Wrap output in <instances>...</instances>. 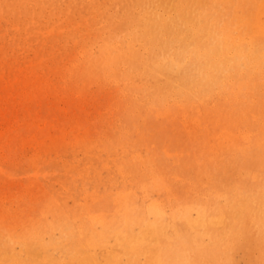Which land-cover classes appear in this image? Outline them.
Here are the masks:
<instances>
[{"label":"rangeland","instance_id":"rangeland-1","mask_svg":"<svg viewBox=\"0 0 264 264\" xmlns=\"http://www.w3.org/2000/svg\"><path fill=\"white\" fill-rule=\"evenodd\" d=\"M0 1H2L0 3V8H1L0 9V20H1L0 21V35L1 36L0 37L2 38V36L5 34L2 39L0 38V47H1L0 48V58H1L0 59L1 60L0 61L1 62L0 63V73L2 71L4 72V73L0 74V76H1V78H0L1 79L0 80V95L2 94V92H4L1 96L5 100V101L1 100L3 98L0 96V100H1L0 101V103H1L0 107L2 105V108L0 109V114H2V116L0 115V123H2V124H0V127H1L0 128V160H1L0 161V200H2V201H0V221H2V222H0V226H3V228H0V229H3L5 233L20 234V233H25L24 232L25 230L27 231V229L29 230L30 228L32 229L33 227H35L37 229L42 228L44 225L47 224V215H48L47 209H48V207L52 203L57 202L56 204L59 205V203H60L61 204L60 206L62 208H66L67 210H70L71 215H74V218H76V219L78 218L79 222L81 221L80 218H83V222H84V225L86 226V230L89 232L90 230L93 229V227H92L93 218H95L96 215H97L96 217L101 216V215H104L107 217V216H111L112 214H114V215L118 214L119 210H120V206H122V205H120V202L124 198L128 201L127 205L129 206V209H131V207H133L136 214H139L142 216L148 211V207L151 205V203L156 202V203H159L164 210H166L165 213L167 212L166 213L167 216L174 215V214L176 215L174 230H175V232L177 231L176 234L178 233L177 236L179 239H177L175 237V238L170 239V240H160L161 242H159V246L161 248H163V250L166 252V255H167L166 264H172V263L175 264L173 262V258L178 256L176 254L180 253V251H182L183 253H187V255H188L187 257H189V260L195 264H201V263L202 264H213V263L214 264H230V263H232V264H243V263L253 264L256 262V260H257V262L255 264H260V262H261V264H264V254L262 253V251L264 252V248H262V246L264 247V240H263V238H264V220H263L264 219V205H263L264 204L263 203L264 202L263 201L264 200V151H263L264 150L263 149L264 148V142H263L264 141V139H263L264 138V130H263L264 129V116H263L264 115V70H262L261 72L256 71V73L252 77L253 79L251 81V82H253V83H251V86H253V87H250V89L247 90L249 92H246L245 94L242 92H239V94L235 93L236 90H234V89L232 90L233 87L231 88L229 86L223 90L217 89V91H216V89H214L212 91L211 89L205 90V89H200L199 87L196 88L194 85V82H193L195 77L192 76L194 71H196V70L194 67V63H192V61L190 62V63H192V65L189 69V72L185 73L180 79H174L173 80L171 78L172 79L171 80L167 75H165V73L162 74L160 72L161 73L160 75H159V73H155L153 68L151 67V61L150 60H151L152 54L159 50V46L153 45L152 43L150 45V42H149L150 38L146 37L148 35L145 34L143 29H141L142 28L141 25L144 23V19L147 18V16H143V13L146 11V6L145 5L143 6V4H145V2H147L148 0H143L142 3H140L141 0H139V1L136 0V3H134V4H138V6L133 4V2H135V0H132L133 2L131 0L130 1L129 0H121L120 1L121 4L119 3V0H108V1L107 0H80V2H79V0H35L36 2L34 0H14V2H12L13 0H4V1L0 0ZM72 1H74V3H72ZM101 1H103L104 2L103 4L105 6H108V7L103 6V4H101L102 3ZM149 1H151L153 4L158 2V0H157V2H156V0H149ZM168 1L170 2V0H168ZM177 1H180V0H174V2H177ZM204 1H206L208 4H210V2L212 0H204ZM84 2L86 5H84ZM88 2H90V3H88ZM125 2H127V3H125ZM38 3H39V5H38ZM8 4H9V6H8ZM82 5H84L86 8ZM115 5H116V7H115ZM129 5H130V7H128ZM53 6L55 7V9ZM95 6H97V7H95ZM113 6L115 9L113 8ZM123 6H125V7H123ZM109 8H111L112 10ZM128 8L131 10V12ZM52 9H54V10H52ZM160 9L163 11V8L161 6H159V7L156 6L154 10H160ZM48 10H49V12H48ZM115 10H116V12H115ZM128 10H129V13L128 12L126 13V11H128ZM151 10H153L152 6H151V8L148 7L147 11L144 15H146L147 12H149ZM117 11H118V13H117ZM228 11H229V9L225 8L223 6H221V8L219 9V12H222V14H223L222 18L228 14ZM19 12H20V14H19ZM69 12L70 13L76 12L77 14L73 13L70 15ZM166 12H168V14L174 13L171 11H166ZM80 13H81V15H80ZM132 13H133V16L131 15ZM52 14H53V16H51ZM54 14H55V16H54ZM82 14L84 15L83 17H82ZM127 15H128V17H127ZM135 15H137V16H135ZM50 16H51V18H50ZM56 16H58V17H56ZM100 16H102L103 18L100 19L101 18ZM125 16H126V21L122 22V19L124 20ZM26 17H28V18H26ZM110 17H111V20L109 19ZM89 19H90V21H89ZM93 19H95V21ZM119 19L121 22L118 21ZM134 19H135V21H137L136 24H135V21H133ZM65 20L67 21V23L65 22ZM74 20H75V22H74ZM127 20L130 21V25H129V21H127ZM37 21L39 23H37ZM44 21H46V22H44ZM100 21H102V22H100ZM17 22H18V24H17ZM95 22H98V23L96 24ZM117 22H120L121 24L117 23ZM138 22H140L139 25H137ZM147 22L150 23V21H147ZM28 23H30V24H28ZM86 23L87 24L89 23V25H87ZM90 23H92V24H90ZM110 23L116 24V26L117 25L119 26V24H120V27L122 29H119L118 26L116 28H114L115 25H111ZM33 24L34 25L37 24V25L34 26ZM125 24H127V25H125ZM40 25H42V26H40ZM106 25H107V27H106ZM124 25H125V30H124ZM44 26H45V28H44ZM71 26H73V27H71ZM55 27H57V29H54ZM75 27L78 30H75L76 29ZM18 28H19V30H18ZM27 28H28V30H27ZM35 28H37V29H35ZM138 28H140V30ZM40 29H43V30H40ZM111 29H114V30H111ZM115 29H119L120 31L123 30V32L121 31V33L119 34L120 31L118 30L119 31L118 32ZM135 29H136V31H135ZM187 29H188V27H187ZM64 30L66 32H64ZM188 30H186V31H188ZM18 31H20V32H18ZM131 31H133L135 33V35L131 36L133 34V32H131ZM95 32H97V33H95ZM112 32H113V34H112ZM127 32H128V35L134 39H132L131 37L128 38ZM26 33H27V35H25ZM73 33H75V34H73ZM85 33L88 34V36ZM116 33H117V35H116ZM124 33H126V34H124ZM28 34H30V35H28ZM63 34H65V35H63ZM90 34H92V35H90ZM102 34H103V36H101ZM108 34H110V35H108ZM137 34H138V36H137ZM12 35H14V36H12ZM34 35H35V37L37 36L36 37L37 39L34 38ZM122 35H123V37H122ZM22 36L24 38H22V40L19 39ZM49 36H50V38H48ZM54 36H56V38ZM189 36H190V34H189ZM51 37H53L55 39V41ZM66 37L69 38L71 43L68 40V38H66ZM137 37H138V39H137ZM106 38H108V39L111 38V39L108 40ZM5 39H7V40H5ZM66 39H67V41H66ZM103 39H106V40H103ZM96 40H100V41H96ZM133 40H134V43H133ZM139 40H141L142 42ZM160 40L170 44L169 45L170 48H168L166 51H164L163 49L160 48V52L158 54H164L165 56L167 55V51H169L171 49H176L180 44V41H179L180 38L177 36H173V35H164L162 37V39H160ZM8 41L10 42L11 46H10ZM35 41H37V42L35 43ZM44 41H45V43H44ZM56 41L59 43V46H57L58 43H56ZM103 41L105 44L103 43ZM113 41H116V43ZM128 41H132V42L129 43ZM28 42H30L31 44ZM39 42H41V43H39ZM42 42L44 45H40V44H42ZM127 42L131 46L129 44H127ZM140 42H141V44H140ZM14 43H16V44L18 43L19 45L17 44V46H16ZM69 43L71 46L69 45ZM99 43L102 44L105 48H107V45L110 46L111 48H114L113 56H116L115 53H118L120 55V58L113 60L114 64L111 67H113L115 70L113 68H111V69H106L105 70L106 72H103L101 69V66H99L96 63L95 57L99 58L98 56H100V54L103 53L105 50V48L102 45H100ZM83 44L85 45L84 47H83ZM97 44H98V46H97ZM116 44H118V46ZM1 45H3V46H1ZM99 45H100V48H99ZM113 45L115 47H113ZM19 46H21V47H19ZM26 46H28V47H26ZM46 46H48V47H46ZM153 46L154 47L156 46L157 48L156 47L154 48ZM7 47H9L10 49H8ZM73 47H74V49H73ZM119 47H121L122 49ZM126 47H127V49L129 48L131 50V52H130V50L127 51ZM199 47H200V49H202L203 45L200 43ZM13 48H15L16 50ZM29 48H30V52H29ZM52 49H57V50H53V52H52ZM61 49H62V51H61ZM138 49L143 51V52H141V51L138 52L139 51ZM11 50H13V51H11ZM79 50H81V51H79ZM135 50H136V52H134ZM57 51L58 52L60 51V53H58ZM51 52H52V54H51ZM71 52H73V53L70 54ZM76 52H77V54H76ZM122 52H123V54H122ZM30 53H32L33 55ZM34 53H35V55H34ZM86 53H88V54H86ZM137 53H138V55H135V57H134L133 55L137 54ZM46 54H48V55H46ZM49 54L51 55V57L49 56ZM54 54H56L57 56H55ZM68 54H69V56H68ZM130 54H132V55H130ZM13 55H14V57H13ZM19 55H20V57H19ZM70 55H72V56H70ZM1 56H3V57H1ZM21 57H23V59ZM63 57L66 58L67 60L64 59ZM124 57H125V59H124ZM17 58H18V60H17ZM26 58H30V59L32 58L31 59L32 61L30 59H28V60H30V62H29L28 60H26ZM82 58H83V60H82ZM121 58H122V60H121ZM126 58H127V61H126ZM133 58H135L138 61V63H136V60L135 59L133 60ZM91 59H93V61ZM123 59L126 61V63L123 62ZM22 60H24V61H22ZM42 60H44V61H42ZM45 60H47L46 61L47 63L45 62ZM64 60H66V61H64ZM115 60H116V62H115ZM9 61H10V63H9ZM15 61H16V63H15ZM73 61L75 63H73ZM90 61H92L93 64ZM118 61H120V62H118ZM2 62H3V64H2ZM130 62H132V63L130 64ZM139 62H140V64H139ZM147 62L150 64H147ZM58 63H60V64H58ZM71 63H73V64H71ZM78 63H80V64H78ZM133 63L135 65L138 64L139 67H138V65H136L137 67L135 65L132 66ZM45 65H49L50 67L49 66L47 67ZM79 65H80V67H79ZM87 65H89V66H87ZM35 66H37V67H35ZM42 66H44L45 68ZM71 66H73V67H71ZM90 66L95 67V69L92 70V68ZM118 66H119V68H117ZM8 67H9V69H8ZM13 67H15L16 69L18 67L19 68L16 70ZM38 67L40 69H38ZM41 67L45 70H43ZM51 67H52V69H51ZM65 67H66V70L68 69L66 71V73L64 72ZM128 67H130V68H128ZM71 68H74V69L71 70ZM2 69H5V70H2ZM12 69L13 70L15 69L13 71V73L15 72L14 74L12 73ZM98 69L100 71H98ZM147 69H148V71H147ZM74 70H76L75 73H74ZM117 70H119V71H118V75L116 78L117 73H115V71H117ZM126 71H127V73H126ZM135 71H136V73H135ZM34 72L36 73L35 76H34ZM48 72H50V73L48 74ZM91 72H93V73H91ZM101 72H102V75L100 74ZM119 72H121V74H119ZM41 73H42V75H40ZM80 73H82V75L84 74L85 76L84 75L82 76ZM95 73L98 75H95ZM107 73L109 74V76L107 75ZM113 73H115L114 76H113ZM128 73H129V75L131 74V76H129ZM232 73H233V75L231 78H228L229 79L228 81H231V80L236 81L237 80L236 76H238V79H239V74H236L235 71H232ZM261 73H263V75ZM16 74H17V76H16ZM22 74H24L25 76H23ZM28 74H30V75H28ZM73 74H75V75H73ZM125 74H127V77ZM72 75L74 77H71ZM121 75H123V76H121ZM143 75L145 76V78ZM147 75H149L150 77ZM155 75H157V77ZM161 75H162V77H160ZM27 76H29V77H27ZM97 76H98V78H97ZM112 76L114 78H112ZM146 76L149 79H147ZM31 77H32V80L35 79L36 81L35 82L31 81ZM39 77H41V78L44 77V79H39ZM69 77L72 78V80ZM75 77L76 78L78 77L77 80H75L76 79ZM125 77L127 78V80ZM134 77L135 78L137 77V78L135 79ZM8 78H9V81H8ZM62 78H64L63 81L65 82V84L62 81ZM142 78H144L146 81L143 80ZM156 78H157V81H156ZM67 79H69L70 81H68ZM92 79H93L92 82L94 84H92L90 82ZM131 79L133 81H130ZM140 79H142V80H140ZM22 80H24V83H22ZM82 80H83V83H82ZM124 80L127 81L128 83H125ZM160 80H161V82H160ZM260 80L262 81V83ZM37 81H38V83H36ZM47 81L49 83H47ZM88 81L91 84H89ZM113 81H116V82H114L115 84L113 83ZM165 81H166V83H165ZM168 81H171V82H168ZM74 82H75V85L73 84ZM145 82H147V83H145ZM1 83H2V86H1ZM3 83H5V84H3ZM30 83H32V85ZM76 83H77V85H76ZM85 83H87V84L85 85ZM164 83L166 86L164 85ZM172 83H174L175 85ZM6 84H7V86H9V87L12 86L13 88L8 87L9 89L8 88L5 89L7 87ZM28 84L31 85V86L29 85L30 86L29 89H27ZM46 84L47 85L49 84V85L47 86ZM134 84H136V85L141 84L142 86L141 87H140V85L134 86ZM150 84H151V86H150ZM168 84L170 85V87H167ZM171 84H172V86H171ZM24 85H26V87ZM33 85L36 88L38 86L39 89L34 88ZM80 85L83 86L82 89H81ZM155 85H157V86H155ZM52 86H54V88ZM131 86L132 87L134 86V88H132ZM121 87H122V90L124 88L123 91L120 90ZM136 87H138V88H136ZM2 88H4V89H2ZM72 88H73V90H72ZM160 88H161V91H160ZM10 89H12V91H10ZM196 89H200V90H196ZM252 89H255V90H253V92H252ZM66 90H68V92ZM22 91L27 97L24 96ZM140 91L142 92V94ZM171 91H173V92H171ZM197 91H198V94H197ZM200 91H202V92H200ZM5 92H7V93H5ZM35 92H37V93H35ZM44 92H45V94H44ZM121 92H123L124 94ZM151 92H154V93H151ZM158 92H159V95L156 94ZM165 92L167 94H165ZM28 93H31V95ZM48 93L49 94L51 93V95H49ZM55 93L57 94V96L55 95ZM161 93H163V94L160 95ZM230 93H232V94H230ZM46 94H47V96H46ZM190 94L192 95V97ZM100 95H102V96H100ZM165 95H167V96H165ZM233 95L234 96L236 95L237 98L236 97L234 98ZM30 96H31V98H30ZM134 96H135V98H134ZM185 96H187V97H185ZM194 96H195V98H194ZM54 97L56 98V100H54L55 99ZM154 97H155V99H154ZM204 97H205V99H204ZM218 97H220V98H218ZM239 97H242V99ZM256 97H257V99H256ZM7 98H9V99L7 100ZM29 98H30V100H29ZM63 98H66L67 101H66V99L63 100ZM31 99H33V100H31ZM38 99H40V100L38 101ZM200 99L201 100L204 99V100L201 101ZM48 100H49V102H48ZM50 100L51 101L53 100V101L51 102ZM57 100H59V101H57ZM218 100H219V102H217ZM246 100H247V102H246ZM29 101H31V102H29ZM55 101L57 102V104L54 103ZM65 101H66V103H65ZM238 101H240V102H238ZM250 101H252V102H250ZM41 102H42V104H41ZM68 102H70V103H68ZM87 102H89V103H87ZM116 102H117V104H116ZM159 102H161V103H159ZM195 102H197V103H195ZM30 103H31V105H30ZM188 103H190V104H188ZM48 104L50 107L48 106ZM55 104H56V106H55ZM45 105H46V107H45ZM62 105H64V106H62ZM125 105H127V107ZM188 105H190V106H188ZM203 105H204V109H203ZM41 106H42V108H41ZM152 106H154V107H152ZM209 106L211 107V109ZM219 106H221V107H219ZM8 107H10V109ZM56 107L58 109H56ZM216 107H217V109H216ZM224 107L226 108L225 111H224V109H225ZM27 108H28V111H27ZM59 108L60 109L62 108L63 110L65 109L64 110L65 113L62 109L60 110ZM79 108L81 110H79ZM22 109H23V112H22ZM70 109H73V110L70 111ZM190 109H191V111H190ZM247 109H248V111H246ZM4 110H5V112H4ZM13 110H14V112H13ZM36 110L38 112L40 111V113H38ZM192 110H194V111H192ZM1 111L4 113H2ZM34 111L36 112V114ZM58 111H60V112H58ZM85 111H86V113H85ZM198 111H200L202 116L200 115V113ZM251 111H252V113H250ZM181 112H182V114H180ZM195 112H196V114H195ZM20 113H22V114H20ZM104 113H105V115H103ZM239 113H240V115H239ZM99 115L101 116V118H99ZM27 116H29V117H27ZM222 116L225 118L227 116V118L226 119L223 118L224 119L223 120ZM234 116H235V119L233 118ZM243 116H244V118H243ZM180 117H181V121H180ZM187 117H189V118H187ZM213 117L214 118L216 117V119L219 121H217ZM18 118H19V120H18ZM219 118L222 120V122L223 121L225 122V123L223 122V125H222V123H220L221 120ZM25 119H27V120H25ZM43 119L46 121H44ZM173 119H174V121H173ZM195 119L198 120V122ZM99 120L102 123H100ZM234 120L236 121L235 124H234ZM260 120L263 122L261 123ZM11 121H13V122H11ZM186 121H189V122L187 123ZM238 121H239V123H238ZM184 122L187 123L186 127H185ZM192 122L194 123L195 126H193ZM211 122H212V124H210ZM29 123H30V125H28ZM207 123H209V124H207ZM226 123H228V124H226ZM48 124H49V126H48ZM9 125H10V127H9ZM14 126H16V127H14ZM56 126H57V128H56ZM209 126H210V128H209ZM4 127H6V128H4ZM67 127H69V128H67ZM208 128H209V130H207ZM221 128H224V129H221ZM62 129L64 131H62ZM68 129H69V131H68ZM86 129L89 131H86ZM190 130L192 131V133ZM205 130H206V132H204ZM1 131H4V132L2 133ZM246 131H248V132H246ZM104 132L106 133V135H104L105 134ZM195 132L196 133L198 132V133L194 134ZM203 132H204V134H203ZM100 133H102V134H100ZM128 133H130V134L128 135ZM189 133L192 135V137H190L191 135H189ZM214 133H216V134H214ZM229 133L231 135H229ZM246 133H247V135H246ZM248 133H250L251 136ZM64 134L66 136H63ZM69 134H71V135H69ZM193 134H194V136H193ZM207 134H209V136L211 134V136L208 137ZM219 134L221 137L219 136ZM84 135L87 136V138L84 137ZM217 136L220 138L217 139L218 138ZM227 136L236 137V142L231 143V144L225 143L224 137H227ZM106 137H108V138L106 139ZM193 137H194V140H193ZM7 138H8V140L10 138V141L7 140L8 142H6ZM73 138H75L76 140ZM83 138H85V139H83ZM242 138H244V140L246 139L245 142ZM65 139H67V140H65ZM213 139L215 140V142ZM220 140H221V142H220ZM240 140H241V142H239ZM102 141H103V143H101ZM174 141L177 142V145H179L180 147L177 146ZM222 141H224V144L222 143ZM246 142H247L246 145L242 144V143H246ZM97 143H99V145ZM10 144H11V146H10ZM85 144H90V146H96V148L93 151L84 152V148H85L84 145ZM168 144L170 146H168ZM221 144H223V148H222ZM52 145L56 149H54L52 147ZM166 145H167V147H166ZM210 145L213 148H210ZM164 146H165V148H163ZM174 146H176V147H174ZM120 147H123L126 152L124 154L122 153L119 156H117V155H115V149L120 148ZM181 147H182L183 151L180 150ZM98 148L100 149V151ZM142 148H143V150H142ZM214 148H217V149H214ZM79 150H80V152L81 151L82 152L80 153ZM217 150H219V151H217ZM186 152H187V154H189L188 156H187ZM217 152H218V154H217ZM222 152H224V153H222ZM1 153H2V155H1ZM19 153H21V154H19ZM39 153H40V155H39ZM65 153H66V155H65ZM82 153H83V158L81 155ZM145 153H146V155H144ZM202 154H203V156H202ZM222 154H224L225 156ZM232 154H233V156H232ZM138 155H143V156H147V157L149 156L148 158L152 162L151 165L148 168H145L144 166H142L141 163L139 162V158H137ZM169 155H170V158H169ZM184 156H187V157H184ZM189 156H190V158H188ZM214 156L216 159L214 158ZM221 156L223 157V159H221L222 158ZM244 156H246V158ZM28 158H29V160H28ZM255 158L257 159V161ZM45 159H46V161H45ZM59 159H60V161H59ZM166 159H168V160H166ZM191 159H192V161H191ZM208 159L209 160L211 159V161H209ZM51 161L53 162V164H51ZM114 161L116 164L114 163ZM34 162H35V164H34ZM57 162L61 163V165ZM103 162H106V163H103ZM219 162H220V164H219ZM45 163H47V164H45ZM200 163H201V165H200ZM205 163H206V165H205ZM222 163L225 166H227V165L228 166L225 167ZM31 164H32V166L34 164V166L32 167ZM104 165H105V167H104ZM220 165L221 166L223 165V166L220 167ZM24 166H26V168ZM119 166L121 168H119ZM229 166L232 167L233 170H230L232 168H230ZM72 167H74V168H72ZM68 168H69V170L67 171ZM236 168H237V170H236ZM262 168H263V170H262ZM149 169H151V170H149ZM185 169L186 170L188 169V170L186 171ZM1 170H2V172H1ZM33 170H34V172H33ZM63 170L65 173H63ZM39 171H41V172H39ZM44 171L46 174L44 173ZM198 171L203 172L204 175H203V173H201V175H200ZM223 171H226V172L224 173ZM36 172H38V173H36ZM152 172H153V174H152ZM232 172H234V173H232ZM2 173H4V174H2ZM61 173L64 175H62ZM79 173H81V174H79ZM235 173H237V174H235ZM25 174H27V175H25ZM36 174H38V175H36ZM173 174H174V176H172ZM32 175L35 178L32 177ZM216 175H219V176H216ZM20 176H23V177L20 178ZM208 176H209V178H208ZM29 177H30V179H29ZM161 177H163V178H161ZM202 177H205V178H202ZM216 177L218 180L215 179ZM177 178H178V180H177ZM12 179H13V181H12ZM120 179L122 181H120ZM158 179H159V183L157 181ZM237 179H239V181ZM188 180H190V181H188ZM247 180H248V183H246ZM176 181H177V183H176ZM47 182H48V184H47ZM142 182H143V184H141ZM154 182H157V185ZM146 183H148V184L150 183V184L148 185ZM208 183L211 186H209ZM37 185H39V186L37 187ZM141 185H142L143 189L145 188L144 190L141 188ZM205 185H208V188ZM244 185H245V187H243ZM248 186H249V188H248ZM44 187H46V188H44ZM121 187H123V188H121ZM158 187L159 188L161 187V188L159 189ZM167 187H169V188H167ZM219 187H221V188H219ZM120 188L122 189V191ZM181 188L182 189L184 188V189L182 190ZM236 188H237V190H235ZM247 188L249 190L253 189L252 192H251V190L247 191ZM67 189H68V191H67ZM138 189H139V191H138ZM161 189H162V191H160ZM257 189H259V190H257ZM32 190H35L37 192L40 190L41 191L39 193H36ZM210 190H211V192H210ZM30 191H32V192L30 193ZM146 191H149V192H146ZM221 191H222V193H220ZM246 191L248 192L247 194H250V193L251 194L247 195ZM56 192H58V193L56 194ZM92 192H93V194H92ZM223 192H224V194H223ZM34 193H35V195H33ZM143 193H144V195H143ZM147 193H148V195H146ZM166 193H167V195H166ZM198 193H200V194H198ZM204 193H205V195H204ZM46 194H47V196H46ZM99 194H101V195H99ZM228 194H230V195H228ZM261 194H263V195H261ZM30 195L32 197L33 196L34 197L32 198ZM90 195L93 196V198ZM193 195H195V196H193ZM214 195H215V197H214ZM219 195H221V196H219ZM55 196H56V198H55ZM249 196H251V197H249ZM35 197H37V198H35ZM253 197H254V199H253ZM220 198H222V199H220ZM245 198H247V199H245ZM257 198H259L261 200H258ZM31 199L34 202L31 201ZM129 201H131L130 204H129ZM258 201H260V202H258ZM76 202L79 205H77ZM233 202H234V204L236 203L235 204V206L237 205L236 207L233 206ZM241 202H244V203L247 202V203L244 204ZM255 202H258V203H255ZM80 203H82V205ZM192 203L195 205H193ZM168 204H170L169 207L167 206ZM204 204H205V206H204ZM256 204H257V206H256ZM80 205L84 208H81ZM117 205H118V208H117ZM186 205L187 206L190 205L191 207L188 206L189 208H193L194 206H198V207L204 209L207 212V214L209 215V217L213 218L214 216H217L218 218H220L222 220V222L215 224L214 225L215 227L211 226V229L208 227V228H206L205 231H203V229H201V231L199 230L198 233H203V234L206 233V240H205V244L203 246H198L193 242V240L191 239V233L188 230L189 229L188 225H187V223H185V220L181 217V213L185 209H188ZM221 205H222V207H221ZM251 205H253V206H251ZM28 206L29 207L32 206V207L28 208ZM246 206H248V207H246ZM210 207H211V211H210ZM256 207L258 209H255ZM114 208L115 209L117 208V210L118 209L119 210L116 211V210H114ZM179 208H181V209H179ZM177 209H178V211H177ZM245 209L248 211H246ZM260 209H261V211H259ZM11 210L12 211L14 210V211L12 212ZM262 210H263V212H262ZM7 211H9V212H7ZM81 211H82V213H81ZM230 211H231V215L229 214ZM235 212H236V214H234ZM261 212H262V214H261ZM223 213L225 215H222ZM257 213L259 216L257 215ZM82 214H84L85 217ZM232 214H234V216ZM41 215H42V217H41ZM80 215H81V217H80ZM179 215H180V217H179ZM223 216H224V219H223ZM249 216H251V217H249ZM252 216H253V219H255V220L252 219ZM40 217H41V219H40ZM86 217L89 221L86 219ZM177 217H179V219ZM234 217H236V219ZM139 218H142V217L139 216ZM145 220H147V219L145 218ZM229 220H231V221H229ZM26 221H28V222H26ZM40 221H42V223ZM78 221H77V223L80 225L81 223H79ZM250 221H252V222H250ZM26 224H29V225H26ZM31 224H32V227H31ZM33 224H34V226H33ZM38 224L39 225L41 224V225L39 226ZM173 224H174V222H173ZM250 224H252V225H250ZM25 225H26V227H25ZM230 225H232V227ZM239 225H240V228H238ZM254 226L256 227L255 229H254ZM234 227H235V229L238 228V230L240 232H238V230H235ZM257 227H258V229H257ZM245 228L246 229L248 228L247 229L248 232L246 231ZM181 229H182V231H181ZM22 230H23V232H22ZM183 230H185V231H183ZM188 232L190 233L189 235H188ZM5 233H3V234H5ZM229 233L231 236L229 235ZM259 236L261 237V239ZM231 237H233V238H231ZM77 240H78V238H77ZM171 240H174V241L172 242ZM259 240H261L262 242L261 241L259 242ZM219 241H220V245H219ZM209 242L211 243V245L209 244ZM71 243L69 244V246L66 245L68 251H71L75 246V242L72 244ZM169 243H171V244H169ZM247 243L250 246H248ZM219 246L221 248L225 247L227 250L225 248H223V251H222V249L219 248ZM214 247L216 249H214ZM217 247H218V250H217ZM212 248L214 251H211ZM235 248H237V249L235 250ZM207 249H209V250H207ZM219 250H220V252H218ZM250 251H252V252H250ZM209 252L210 253L213 252L212 258L210 257L211 255L209 254ZM216 252H218L219 255H216V254H218ZM222 252H223V254H221ZM261 253H262V255H261ZM51 254L55 255V251L52 250ZM10 256H11L10 254H2V246L0 245V264H8V262H9L8 259ZM215 256H217L218 258ZM221 256L222 257L224 256L225 258H222ZM226 256H228V257H226ZM246 256H248V257H246ZM213 257H214V259H213ZM199 258H202V259H199ZM243 258H245V259L243 260Z\"/></svg>","mask_w":264,"mask_h":264},{"label":"bare ground","instance_id":"bare-ground-1","mask_svg":"<svg viewBox=\"0 0 264 264\" xmlns=\"http://www.w3.org/2000/svg\"><path fill=\"white\" fill-rule=\"evenodd\" d=\"M4 1V0H3ZM35 1V0H34ZM108 1V0H107ZM121 0H119V3L121 4V2H120ZM130 1V0H129ZM132 1V0H131ZM139 1V0H138ZM137 1V2H138ZM2 1H0V3H1ZM12 2H14V0L12 1ZM36 2V1H35ZM34 2V3H35ZM44 2V1H43ZM79 2H80V0H79ZM91 2V1H90ZM90 2H88V3H90ZM102 3L101 4H103L104 2L103 1H101ZM114 2V1H113ZM133 2V1H132ZM143 2V0H141V2L140 3H142ZM145 2V1H144ZM156 2H157V0H156ZM72 3H74V1H72ZM71 3V4H72ZM92 3V2H91ZM107 3V2H106ZM118 3V2H117ZM125 3H127V2H125ZM134 3H136V0H135V2H133V4ZM3 4V3H2ZM12 4V3H11ZM110 4V3H109ZM129 4V3H128ZM6 5V4H5ZM38 5H39V3H38ZM56 5V4H55ZM76 5V4H75ZM78 5V4H77ZM84 5H86L85 4V2H84ZM84 5H82V6H84ZM123 5V4H122ZM134 5H136V6H138V4H134ZM146 6V11H147V8L148 7H150L151 8V6H152V9L153 10H151V11H149V12H147V14L146 15H144L145 13H146V11L143 13V16H147V18H145L144 19V23L141 25V29H143L144 30V32H145V34L146 35H148V36H146V37H148V38H150V45H151V43L153 44V45H158L159 46V50L157 51V52H155V53H153L152 54V57H151V67L153 68V70H154V72L155 73H159V75L162 73H165V75H167L170 79L172 78L173 80L174 79H180L185 73H188L189 72V69H190V67H191V65H192V63H194V67H195V70L196 71H194V73H193V75L192 76H194L195 77V79L193 80V82H194V85H195V87L197 88V87H199L200 89H205V90H209V89H211L212 91L214 90V89H216V91H217V89H225L226 87H233L232 88V90L234 89V90H236L235 91V93H238L239 94V92H242V93H246V92H249V91H247V90H249L250 89V87H253V86H251V83H253V82H251L252 81V77L254 76V74L256 73V71L257 72H261L262 70H264V0H212L211 2H210V4H208L206 1H204V0H180V1H177V2H174V0H170V2L168 1V0H158V2L157 3H152L151 1H147V2H145V4H143V6ZM8 6H9V4H8ZM12 6V5H11ZM80 6V5H79ZM78 6V7H79ZM101 6V5H100ZM103 6H105L104 4H103ZM110 6V5H109ZM119 6V5H118ZM127 6V5H126ZM133 6V5H132ZM156 6H161L162 8H163V11L161 10H154L155 9V7ZM221 6H223V7H225V8H228L229 9V11H228V14L226 15V16H224L223 18H222V16H223V14H222V12H219V9L221 8ZM48 7V6H47ZM54 7V6H53ZM81 7V6H80ZM85 7V6H84ZM95 7H97V6H95ZM99 7V6H98ZM105 7H108V6H105ZM104 7V8H105ZM112 7V6H111ZM115 7H116V5H115ZM121 7V6H120ZM123 7H125V6H123ZM128 7H130V5L128 6ZM135 7V6H134ZM141 7V6H140ZM12 8V7H11ZM43 8V7H42ZM51 8V7H50ZM71 8V7H70ZM83 8V7H82ZM86 8V7H85ZM113 8H114V6H113ZM118 8V7H117ZM144 8V7H143ZM1 9V8H0ZM54 9H55V7H54ZM54 9H52V10H54ZM80 9V8H79ZM109 9H111V8H109ZM115 9V8H114ZM123 9V8H122ZM129 9V8H128ZM136 9V8H135ZM134 9V10H135ZM158 9V8H157ZM72 10V9H71ZM84 10V9H83ZM94 10V9H93ZM97 10V9H96ZM112 10V9H111ZM118 10V9H117ZM124 10V9H123ZM130 10V9H129ZM129 10L128 11H126V13L128 12L129 13ZM67 11V10H66ZM76 11V10H75ZM92 11V10H91ZM133 11V10H132ZM139 11V10H138ZM137 11V12H138ZM166 11H171V12H174L173 14L171 13V14H168V12H166ZM6 12V11H5ZM23 12V11H22ZM43 12V11H42ZM48 12H49V10H48ZM60 12V11H59ZM62 12V11H61ZM90 12V11H89ZM101 12V11H100ZM103 12V11H102ZM115 12H116V10H115ZM121 12V11H120ZM130 12H131V10H130ZM136 12V13H137ZM24 13V12H23ZM70 13V12H69ZM74 13V12H73ZM73 13H70V15L71 14H73ZM76 13V12H75ZM74 13V14H75ZM106 13V12H105ZM112 13V12H111ZM117 13H118V11H117ZM125 13V14H126ZM19 14H20V12H19ZM46 14V13H45ZM64 14V13H63ZM77 14V13H76ZM113 14V13H112ZM116 14V13H115ZM44 15V14H43ZM42 15V16H43ZM47 15V14H46ZM66 15V14H65ZM80 15H81V13H80ZM104 15V14H103ZM108 15V14H107ZM121 15V14H120ZM119 15V16H120ZM123 15V14H122ZM129 15V14H128ZM128 15H127V17H128ZM132 16H133V13L131 14ZM138 15V14H137ZM137 15H135V16H137ZM28 16V15H27ZM31 16V15H30ZM29 16V17H30ZM48 16V15H47ZM51 16H53V14L51 15ZM51 16H50V18H51ZM54 16H55V14H54ZM61 16V15H60ZM64 16V15H63ZM68 16V15H67ZM84 15L82 14V17H83ZM96 16V15H95ZM105 16V15H104ZM118 16V17H119ZM134 16V17H135ZM56 17H58V16H56ZM55 17V18H56ZM69 17V16H68ZM74 17V16H73ZM101 18L100 19H102L103 17L102 16H100ZM107 17V16H106ZM130 17V16H129ZM26 18H28V17H26ZM36 18V17H35ZM77 18V17H76ZM94 18V17H93ZM113 18V17H112ZM124 18V17H123ZM2 19V18H1ZM57 19V18H56ZM75 19V18H74ZM106 19V18H105ZM110 20H111V17L109 18ZM132 19V18H131ZM137 19V18H136ZM42 20V19H41ZM40 20V21H41ZM49 20V19H48ZM47 20V21H48ZM79 20V19H78ZM77 20V21H78ZM81 20V19H80ZM94 21H95V19H93ZM114 20V19H113ZM1 21V20H0ZM58 21V20H57ZM71 21V20H70ZM76 21V22H77ZM82 21V20H81ZM89 21H90V19H89ZM97 21V20H96ZM104 21V20H103ZM116 21V20H115ZM118 21H120V19L118 20ZM123 21H126V16H125V19L123 20L122 19V22ZM127 21H129V20H127ZM133 21H135V19L133 20ZM139 21V20H138ZM143 21V20H142ZM147 21H150V23L149 22H147ZM20 22V21H19ZM44 22H46V21H44ZM43 22V23H44ZM65 22L67 23V21L65 20ZM74 22H75V20H74ZM86 22V21H85ZM100 22H102V21H100ZM105 22V21H104ZM108 22V21H107ZM121 22V21H120ZM120 22H117V23H120ZM136 22L137 21H135V24H136ZM141 22V21H140ZM140 22H138V24L137 25H139V23ZM147 22V23H146ZM14 23V22H13ZM37 23H39L38 21H37ZM70 23V22H69ZM84 23V22H83ZM94 23V22H93ZM96 24L98 23V22H95ZM115 23V22H114ZM125 23V22H124ZM134 23V22H133ZM17 24H18V22H17ZM28 24H30V23H28ZM56 24V23H55ZM64 24V23H63ZM87 24V23H86ZM90 24H92V23H90ZM111 24V23H110ZM109 24V25H110ZM121 24V23H120ZM120 24H119V29H122L121 27H120ZM13 25V24H12ZM34 25V24H33ZM35 25H37V24H35ZM34 25V26H35ZM87 25H89V23L87 24ZM111 25H115V27L114 28H116L117 26H116V24H111ZM125 25H127V24H125ZM125 25H124V30H125ZM129 25H130V21H129ZM132 25V24H131ZM7 26V25H6ZM15 26V25H14ZM22 26V25H21ZM28 26V25H27ZM40 26H42V25H40ZM54 26V25H53ZM62 26V25H61ZM75 26V25H74ZM92 26V25H91ZM101 26V25H100ZM122 26V25H121ZM135 26V25H134ZM17 27V26H16ZM71 27H73V26H71ZM70 27V28H71ZM82 27V26H81ZM90 27V26H89ZM106 27H107V25H106ZM187 27H188V29H187ZM22 28V27H21ZM44 28H45V26H44ZM63 28V27H62ZM66 28V27H65ZM76 28V27H75ZM102 28V27H101ZM109 28V27H108ZM136 28V27H135ZM8 29V28H7ZM10 29V28H9ZM16 29V28H15ZM24 29V28H23ZM26 29V28H25ZM33 29V28H32ZM35 29H37V28H35ZM39 29V28H38ZM48 29V28H47ZM54 29H57V27H55ZM69 29V28H68ZM107 29V28H106ZM119 29H115V30H119ZM129 29V28H128ZM139 30H140V28H138ZM137 29V30H138ZM18 30H19V28H18ZM22 30V29H21ZM27 30H28V28H27ZM40 30H43V29H40ZM46 30V29H45ZM75 30H78L77 28L75 29ZM90 30V29H89ZM111 30H114V29H111ZM127 30V29H126ZM186 30H188V31H186ZM73 31V30H72ZM97 31V30H96ZM120 31V30H119ZM118 31V32H119ZM122 32H123V30H121ZM121 31L119 32V34L121 33ZM128 31V30H127ZM135 31H136V29H135ZM18 32H20V31H18ZM17 32V33H18ZM23 32V31H22ZM30 32V31H29ZM28 32V33H29ZM64 32H66L65 30H64ZM71 32V31H70ZM87 32V31H86ZM93 32V31H92ZM91 32V33H92ZM98 32V31H97ZM97 32H95V33H97ZM101 32V31H100ZM105 32V31H104ZM131 32H133V31H131ZM139 32V31H138ZM9 33V32H8ZM15 33V32H14ZM32 33V32H31ZM99 33V32H98ZM137 33V32H136ZM2 34V33H1ZM11 34V33H10ZM73 34H75V33H73ZM79 34V33H78ZM86 34V33H85ZM112 34H113V32H112ZM118 34V35H119ZM124 34H126V33H124ZM144 34V35H145ZM189 34H190V36H189ZM5 35V34H4ZM3 35V36H4ZM25 35H27V33L25 34ZM28 35H30V34H28ZM63 35H65V34H63ZM87 36H88V34H86ZM85 35V36H86ZM90 35H92V34H90ZM106 35V34H105ZM108 35H110V34H108ZM116 35H117V33H116ZM127 35H128V32H127ZM133 35H135V33L133 32V34L131 35V36H133ZM164 35H173V36H177V37H179L180 38V44H179V46L176 48V49H171V50H169V51H167V55L165 56L164 54H158L159 52H160V48L161 49H163L164 51H166L168 48H170L169 47V45L170 44H168V43H166V42H163L162 40H160V39H162V37L164 36ZM1 36V35H0ZM3 36H2V38H3ZM11 36V35H10ZM12 36H14V35H12ZM81 36V35H80ZM101 36H103V34L101 35ZM113 36V35H112ZM131 36H129L128 35V38L129 37H131ZM137 36H138V34H137ZM20 37V36H19ZM18 37V38H19ZM33 37V36H32ZM37 37V36H36ZM35 37V35H34V38L35 39H37ZM39 37V36H38ZM41 37V36H40ZM45 37V36H44ZM55 38H56V36H54ZM83 37V36H82ZM122 37H123V35H122ZM127 37V36H126ZM143 37V36H142ZM1 38V37H0ZM1 38V39H2ZM9 38V37H8ZM22 38H24L23 36L21 37V38H19V39H21L22 40ZM48 38H50V36L48 37ZM51 38H53V37H51ZM66 38H68V37H66ZM71 38V37H70ZM78 38V37H77ZM76 38V39H77ZM88 38V37H87ZM86 38V39H87ZM112 38V37H111ZM111 38H109V39H111ZM119 38V37H118ZM132 38V37H131ZM13 39V38H12ZM17 39V38H16ZM26 39V38H25ZM47 39V38H46ZM45 39V40H46ZM54 39V38H53ZM58 39V38H57ZM106 39H108V38H106ZM106 39H103V40H106ZM108 39V40H109ZM123 39V38H122ZM132 39H134V38H132ZM137 39H138V37H137ZM178 39V38H177ZM5 40H7V39H5ZM65 40V39H64ZM63 40V41H64ZM68 40H69V38H68ZM95 40V39H94ZM175 40V39H174ZM4 41V40H3ZM10 41V40H9ZM8 41V42H9ZM20 41V40H19ZM38 41V40H37ZM37 41H35V43L37 42ZM42 41V40H41ZM54 41H55V39H54ZM66 41H67V39H66ZM70 41V40H69ZM74 41V40H73ZM72 41V42H73ZM86 41V40H85ZM93 41V40H92ZM96 41H100V40H96ZM139 41H141V40H139ZM155 41V42H154ZM176 41V40H175ZM5 42V41H4ZM26 42V41H25ZM24 42V43H25ZM113 42H115L116 43V41H113ZM129 43L130 42H132V41H128ZM127 42V44H129ZM142 42V41H141ZM141 42H140V44H141ZM28 43H30V42H28ZM39 43H41V42H39ZM44 43H45V41H44ZM55 43V42H54ZM53 43V44H54ZM56 43H58L57 41H56ZM64 43V42H63ZM67 43V42H66ZM70 43H71V41H70ZM70 43H69V45H70ZM96 43V42H95ZM103 43H104V41H103ZM108 43V42H107ZM124 43V42H123ZM133 43H134V40H133ZM137 43V42H136ZM202 44L203 45V47H202V49H200V47H199V44ZM9 44H10V42H9ZM16 46H17V44L16 43H14ZM27 44V43H26ZM31 44V43H30ZM85 44V43H84ZM83 44V47L85 46ZM92 44V43H91ZM100 44V43H99ZM105 44V43H104ZM121 44V43H120ZM14 45V46H15ZM19 45V44H18ZM21 45V44H20ZM40 45H44L43 44V42H42V44H40ZM49 45V44H48ZM52 45V44H51ZM80 45V44H79ZM100 45H102V44H100ZM100 45H99V48H100ZM117 46H118V44H116ZM130 45V44H129ZM133 45V44H132ZM1 46H3V45H1ZM10 46H11V44H10ZM9 46V47H10ZM57 46H59V43H58V45ZM65 46V45H64ZM67 46V45H66ZM71 46V45H70ZM89 46V45H88ZM97 46H98V44H97ZM103 46V45H102ZM121 46V45H120ZM128 46V45H127ZM131 46V45H130ZM6 47V46H5ZM9 47H7L8 49H10ZM19 47H21V46H19ZM18 47V48H19ZM23 47V46H22ZM26 47H28V46H26ZM30 47V46H29ZM46 47H48V46H46ZM90 47V46H89ZM88 47V48H89ZM92 47V46H91ZM104 47V46H103ZM113 47H115L114 45H113ZM136 47V46H135ZM154 47V46H153ZM156 47V46H155ZM154 47V48H155ZM1 48V47H0ZM32 48V47H31ZM64 48V47H63ZM81 48V47H80ZM105 48V47H104ZM119 48H121V47H119ZM118 48V49H119ZM133 48V47H132ZM141 48V47H140ZM157 48V47H156ZM13 49H15V48H13ZM39 49V48H38ZM37 49V50H38ZM72 49V48H71ZM73 49H74V47H73ZM78 49V48H77ZM85 49V48H84ZM117 49V48H116ZM122 49V48H121ZM136 49V48H135ZM146 49V48H145ZM16 50V49H15ZM36 50V51H37ZM53 50H57V49H52V52H53ZM126 50L128 51V50H130L129 48L127 49V47H126ZM134 50V49H133ZM137 50V49H136ZM136 50L134 51V52H136ZM139 50V49H138ZM162 50V51H163ZM8 51V50H7ZM11 51H13V50H11ZM22 51V50H21ZM50 51V50H49ZM61 51H62V49H61ZM74 51V50H73ZM79 51H81V50H79ZM85 51V50H84ZM83 51V52H84ZM91 51V50H90ZM102 51V50H101ZM100 51V52H101ZM113 51H114V48H111L110 46H108L107 45V48H105V50H104V52L103 53H101L100 54V56H98L99 58H96L95 57V60H96V63L99 65V66H101V69H102V71L103 72H106L105 70L106 69H111V68H113V67H111V66H113V64H114V62H113V60L114 59H117V58H120V55L118 54V53H115V55L116 56H113ZM118 51V50H117ZM141 50H139L138 52H140ZM163 51V52H164ZM9 52V51H8ZM23 52V51H22ZM26 52V51H25ZM29 52H30V48H29ZM52 52H51V54H52ZM56 52V51H55ZM58 52V51H57ZM67 52V51H66ZM87 52V51H86ZM94 52V51H93ZM120 52V51H119ZM126 52V51H125ZM130 52H131V50H130ZM141 52H143V51H141ZM152 52V51H151ZM162 52V53H163ZM48 53V52H47ZM58 53H60V51L58 52ZM63 53V52H62ZM69 53V52H68ZM73 52H71L70 54H72ZM127 53V52H126ZM13 54V53H12ZM25 54V53H24ZM27 54V53H26ZM30 54H32V53H30ZM67 54V53H66ZM65 54V55H66ZM76 54H77V52H76ZM85 54V53H84ZM86 54H88V53H86ZM122 54H123V52H122ZM129 54V53H128ZM149 54V53H148ZM33 55V54H32ZM34 55H35V53H34ZM40 55V54H39ZM46 55H48V54H46ZM55 56H57L56 54H54ZM80 55V54H79ZM127 55V54H126ZM130 55H132V54H130ZM135 55H138V53L137 54H134L133 56L135 57ZM27 56V55H26ZM38 56V55H37ZM41 56V55H40ZM49 56L51 57V55L49 54ZM68 56H69V54H68ZM70 56H72V55H70ZM74 56V55H73ZM83 56V55H82ZM89 56V55H88ZM1 57H3V56H1ZM13 57H14V55H13ZM19 57H20V55H19ZM48 57V56H47ZM92 57V56H91ZM90 57V58H91ZM137 57V56H136ZM11 58V57H10ZM9 58V59H10ZM22 59H23V57H21ZM64 58V57H63ZM62 58V59H63ZM86 58V57H85ZM1 59V58H0ZM28 59H30V58H26V60H28ZM32 59V58H31ZM30 59V60H31ZM36 59V58H35ZM39 59V58H38ZM37 59V60H38ZM64 59H66V58H64ZM70 59V58H69ZM124 59H125V57H124ZM123 59V62L124 63H126V61H127V58H126V61ZM132 59V58H131ZM130 59V60H131ZM135 58H133V60H134ZM4 60V59H3ZM7 60V59H6ZM13 60V59H12ZM17 60H18V58H17ZM30 60H28L29 62H30ZM50 60V59H49ZM56 60V59H55ZM60 60V59H59ZM67 60V59H66ZM66 60H64V61H66ZM82 60H83V58H82ZM92 61H93V59H91ZM119 60V59H118ZM121 60H122V58H121ZM136 60V59H135ZM1 61V60H0ZM22 61H24V60H22ZM32 61V60H31ZM35 61V60H34ZM42 61H44V60H42ZM47 60H45V62H46ZM79 61V60H78ZM92 61H90L91 63H92ZM192 61V63H190ZM18 62V61H17ZM27 62V61H26ZM69 62V61H68ZM67 62V63H68ZM87 62V61H86ZM115 62H116V60H115ZM118 62H120V61H118ZM133 62V61H132ZM132 62H130V64L132 63ZM1 63V62H0ZM9 63H10V61H9ZM15 63H16V61H15ZM14 63V64H15ZM19 63V62H18ZM17 63V64H18ZM43 63V62H42ZM47 63V62H46ZM45 63V64H46ZM73 63H75L74 61H73ZM73 63H71V64H73ZM82 63V62H81ZM88 63V62H87ZM128 63V62H127ZM136 63H138V61L136 60ZM2 64H3V62H2ZM1 64V65H2ZM52 64V63H51ZM58 64H60V63H58ZM78 64H80V63H78ZM84 64V63H83ZM93 64V63H92ZM123 64V63H122ZM139 64H140V62H139ZM147 64H150V63H148L147 62ZM19 65V64H18ZM57 65V64H56ZM64 65V64H63ZM90 65V64H89ZM89 65H87V66H89ZM121 65V64H120ZM133 65H135L134 63L132 64V66ZM136 65H138V64H136ZM135 65V66H136ZM14 66V65H13ZM16 66V65H15ZM20 66V65H19ZM45 66H49V65H45ZM83 66V65H82ZM85 66V65H84ZM145 66V65H144ZM143 66V67H144ZM12 67V66H11ZM35 67H37V66H35ZM42 67H44V66H42ZM41 67V68H42ZM50 67V66H49ZM59 67V66H58ZM67 67V66H66ZM66 67H65V73H66V71L68 70H66ZM71 67H73V66H71ZM79 67H80V65H79ZM91 68H92V70H94L95 69V67H92V66H90ZM115 67V66H114ZM137 67V66H136ZM138 67H139V65H138ZM147 67V66H146ZM145 67V68H146ZM13 68H15V67H13ZM19 68V67H18ZM17 68V69H18ZM27 68V67H26ZM45 68V67H44ZM69 68V67H68ZM88 68V67H87ZM97 68V67H96ZM117 68H119V66L117 67ZM128 68H130V67H128ZM8 69H9V67H8ZM16 69V68H15ZM14 69V70H15ZM16 69V70H17ZM32 69V68H31ZM38 69H40L39 67H38ZM43 69V68H42ZM49 69V68H48ZM47 69V70H48ZM51 69H52V67H51ZM72 69H74V68H71V70ZM89 69V68H88ZM114 69V68H113ZM127 69V68H126ZM139 69V68H138ZM2 70H5V69H2ZM1 70V71H2ZM13 69H12V73H13V71H14ZM37 70V69H36ZM43 70H45V69H43ZM54 70V69H53ZM56 70V69H55ZM59 70V69H58ZM115 70V69H114ZM120 70V69H119ZM119 70H117V71H115V73H117L116 74V78H117V75H118V71ZM141 70V69H140ZM10 71V70H9ZM22 71V70H21ZM26 71V70H25ZM60 71V70H59ZM75 71L76 70H74V73H75ZM98 71H100L99 69H98ZM134 71V70H133ZM144 71V70H143ZM147 71H148V69H147ZM232 71H235V73L236 74H239V79H238V76H236L237 77V80L236 81H228L229 79L228 78H231L232 77V75H233V73H232ZM17 72V71H16ZM28 72V71H27ZM32 72V71H31ZM41 72V71H40ZM97 72V71H96ZM108 72V71H107ZM151 72V71H150ZM161 72V73H160ZM1 73H4L3 71L1 72ZM0 73V74H1ZM8 73V72H7ZM15 73V72H14ZM13 73V74H14ZM22 73V72H21ZM24 73V72H23ZM50 72H48V74H49ZM83 73V72H82ZM82 73H80L81 75H82ZM91 73H93V72H91ZM109 73V72H108ZM107 73V75L109 76V74ZM115 73H113V76H114V74ZM126 73H127V71H126ZM135 73H136V71H135ZM9 74V73H8ZM27 74V73H26ZM31 74V73H30ZM30 74H28V75H30ZM62 74V73H61ZM77 74V73H76ZM79 74V73H78ZM101 75H102V72L100 73ZM119 74H121V72H119ZM140 74V73H139ZM143 74V73H142ZM262 75H263V73H261ZM7 75V74H6ZM5 75V76H6ZM20 75V74H19ZM23 76H25L24 74H22ZM32 75V74H31ZM36 75V73L34 72V76ZM40 75H42V73L40 74ZM57 75V74H56ZM59 75V74H58ZM68 75V74H67ZM73 75H75V74H73ZM71 76V77H74V76ZM84 75V74H83ZM82 75V76H83ZM88 75V74H87ZM95 75H98V74H96L95 73ZM126 75V77H127V74H125ZM124 75V76H125ZM128 75H129V73H128ZM146 75V74H145ZM16 76H17V74H16ZM65 76V75H64ZM63 76V77H64ZM81 76V77H82ZM85 76V75H84ZM106 76V75H105ZM112 76V78H114ZM120 76V75H119ZM121 76H123V75H121ZM129 76H131V74L129 75ZM136 76V75H135ZM144 76V75H143ZM147 76H149V75H147ZM146 76V77H147ZM156 77H157V75H155ZM3 77V76H2ZM8 77V76H7ZM15 77V76H14ZM27 77H29V76H27ZM45 77V76H44ZM44 77L43 78H41V77H39V79H44ZM56 77V76H55ZM96 77V76H95ZM107 77V76H106ZM125 77V78H126ZM150 77V76H149ZM160 77H162V75L160 76ZM165 77V76H164ZM0 78H1V76H0ZM18 78V77H17ZM22 78V77H21ZM35 78V77H34ZM65 78V77H64ZM64 78H62V81L64 80ZM70 78V77H69ZM76 78V77H75ZM74 78V79H75ZM78 78V77H77ZM77 78L75 79V80H77ZM85 78V77H84ZM97 78H98V76H97ZM96 78V79H97ZM101 78V77H100ZM111 78V79H112ZM122 78V77H121ZM124 78V79H125ZM135 78V77H134ZM137 78V77H136ZM135 78V79H136ZM144 78H145V76H144ZM144 78H142L143 80H145ZM154 78V77H153ZM184 78V77H183ZM13 79V78H12ZM30 79V78H29ZM37 79V78H36ZM55 79V78H54ZM66 79V78H65ZM71 80H72V78H70ZM142 79H140V80H142ZM147 79H149L148 77H147ZM159 79V78H158ZM165 79V78H164ZM171 79V80H172ZM235 79V78H234ZM1 80V79H0ZM3 80V79H2ZM19 80V79H18ZM25 80V79H24ZM24 80H22V83H24ZM48 80V79H47ZM51 80V79H50ZM68 81H70L69 79H67ZM115 80V79H114ZM126 80H127V78H126ZM139 80V79H138ZM162 80V79H161ZM161 80H160V82H161ZM8 81H9V78H8ZM26 81V80H25ZM31 81H33V82H35L36 80L34 79V80H32V77H31ZM43 81V80H42ZM61 81V80H60ZM66 81V80H65ZM67 81V82H68ZM93 79L90 81L92 84H94L93 82ZM108 81V80H107ZM110 81V80H109ZM122 81V80H121ZM125 81V80H124ZM130 81H133L132 79L130 80ZM137 81V80H136ZM146 81V80H145ZM151 81V80H150ZM156 81H157V78H156ZM164 81V80H163ZM167 81V80H166ZM166 81H165V83H166ZM259 81V80H258ZM261 81V80H260ZM7 82V81H6ZM16 82V81H15ZM30 82V81H29ZM28 82V83H29ZM32 82V83H33ZM41 82V81H40ZM39 82V83H40ZM64 82V81H63ZM66 82V83H67ZM89 81H88V83L89 84H91ZM95 82V81H94ZM114 82H116V81H113V83ZM141 82V81H140ZM168 82H171V81H168ZM32 83H30L31 85H32ZM36 83H38V81L36 82ZM47 83H49L48 81H47ZM60 83V82H59ZM82 83H83V80H82ZM111 83V82H110ZM118 83V82H117ZM125 83H128L127 81H125ZM133 83V82H132ZM137 83V82H136ZM144 83V82H143ZM142 83V84H143ZM145 83H147V82H145ZM165 83H164V85H165ZM183 83V82H182ZM261 83H262V81H261ZM3 84H5V83H3ZM30 84H28V88L27 89H29L30 88ZM41 84V83H40ZM39 84V85H40ZM62 84V83H61ZM60 84V85H61ZM64 84H65V82H64ZM63 84V85H64ZM68 84V83H67ZM74 85H75V82L73 83ZM87 83H85V85H86ZM115 84V83H114ZM172 84H174V83H172ZM172 84H171V86H172ZM23 85V84H22ZM27 85V84H26ZM26 85H24L25 87H26ZM30 85V86H29ZM44 85V84H43ZM47 85V84H46ZM49 85V84H48ZM47 85V86H48ZM76 85H77V83H76ZM79 85V84H78ZM132 85V84H131ZM136 84H134V86H135ZM140 85V87L142 86L141 84H139ZM139 85H136V86H139ZM175 85V84H174ZM173 85V86H174ZM186 85V84H185ZM254 85V84H253ZM1 86H2V83H1ZM4 86V85H3ZM6 86H7V84H6ZM21 86V85H20ZM46 86V87H47ZM81 86V89L83 88V86L82 85H80ZM79 86V87H80ZM134 86L132 87V88H134ZM148 86V85H147ZM150 86H151V84H150ZM154 86V85H153ZM155 86H157V85H155ZM166 86V85H165ZM5 87V86H4ZM9 86H7L5 89H7ZM33 87L34 88H36L34 85H33ZM32 87V88H33ZM53 88H54V86H52ZM64 87V86H63ZM72 87V86H71ZM163 87V86H162ZM167 87H170V85L168 84L167 85ZM175 87V86H174ZM257 87V86H256ZM9 88H13L12 86L11 87H9ZM8 88V89H9ZM37 88H38V86H37ZM36 88V89H37ZM42 88V87H41ZM51 88V87H50ZM56 88V87H55ZM60 88V87H59ZM66 88V87H65ZM115 88V87H114ZM126 88V87H125ZM136 88H138V87H136ZM135 88V89H136ZM144 88V87H143ZM146 88V87H145ZM164 88V87H163ZM194 88V87H193ZM2 89H4V88H2ZM23 89V88H22ZM35 89V90H36ZM39 89V88H38ZM52 89V88H51ZM80 89V90H81ZM108 89V88H107ZM159 89V88H158ZM186 89V88H185ZM200 89H196V90H200ZM46 90V89H45ZM53 90V89H52ZM72 90H73V88H72ZM77 90V89H76ZM91 90V89H90ZM119 90V89H118ZM120 90H122V87L120 88ZM123 90H124V88H123ZM122 90V91H123ZM139 90V89H138ZM143 90V89H142ZM172 90V89H171ZM175 90V89H174ZM179 90V89H178ZM184 90V89H183ZM182 90V91H183ZM187 90V89H186ZM253 90H255V89H252V92H253ZM10 91H12V89H10ZM49 91V90H48ZM54 91V90H53ZM67 92H68V90H66ZM94 91V90H93ZM111 91V90H110ZM152 91V90H151ZM160 91H161V88H160ZM163 91V90H162ZM215 91V92H216ZM27 92V91H26ZM29 92V91H28ZM58 92V91H57ZM71 92V91H70ZM73 92V91H72ZM80 92V91H79ZM84 92V91H83ZM141 92V91H140ZM147 92V91H146ZM171 92H173V91H171ZM200 92H202V91H200ZM199 92V93H200ZM225 92V91H224ZM4 92H2V94H3ZM5 93H7V92H5ZM17 93V92H16ZM20 93V92H19ZM22 93H23V91H22ZM35 93H37V92H35ZM75 93V92H74ZM112 93V92H111ZM121 93H123V92H121ZM151 93H154V92H151ZM204 93V92H203ZM202 93V94H203ZM207 93V92H206ZM234 93V92H233ZM1 94V95H2ZM10 94V93H9ZM8 94V95H9ZM24 94V93H23ZM28 94H30L31 95V93H28ZM34 94V93H33ZM39 94V93H38ZM44 94H45V92H44ZM49 94V93H48ZM53 94V93H52ZM124 94V93H123ZM141 94H142V92H141ZM156 94H158L159 95V92L158 93H156ZM163 93H161L160 95H162ZM165 94H167L166 92H165ZM177 94V93H176ZM184 94V93H183ZM194 94V93H193ZM197 94H198V91H197ZM230 94H232V93H230ZM0 95V96H1ZM14 95V94H13ZM37 95V94H36ZM49 95H51V93L49 94ZM55 95L57 96V94L55 93ZM54 95V96H55ZM71 95V94H70ZM76 95V94H75ZM87 95V94H86ZM90 95V94H89ZM113 95V94H112ZM120 95V94H119ZM126 95V94H125ZM153 95V94H152ZM151 95V96H152ZM191 95V94H190ZM204 95V94H203ZM5 96V95H4ZM24 96H26L25 94H24ZM46 96H47V94H46ZM74 96V95H73ZM79 96V95H78ZM77 96V97H78ZM92 96V95H91ZM100 96H102V95H100ZM107 96V95H106ZM140 96V95H139ZM154 96V95H153ZM156 96V95H155ZM165 96H167V95H165ZM189 96V95H188ZM196 96V95H195ZM195 96H194V98H195ZM200 96V95H199ZM210 96V95H209ZM234 96V95H233ZM2 97V96H1ZM6 97V96H5ZM14 97V96H13ZM27 97V96H26ZM25 97V98H26ZM53 97V96H52ZM61 97V96H60ZM185 97H187V96H185ZM191 97H192V95H191ZM211 97V96H210ZM236 97V95L234 96V98ZM253 97V96H252ZM3 98V97H2ZM30 98H31V96H30ZM30 98H29V100H30ZM47 98V97H46ZM55 98V97H54ZM91 98V97H90ZM134 98H135V96H134ZM157 98V97H156ZM160 98V97H159ZM168 98V97H167ZM182 98V97H181ZM180 98V99H181ZM189 98V97H188ZM214 98V97H213ZM212 98V99H213ZM218 98H220V97H218ZM229 98V97H228ZM237 98V97H236ZM239 98H241L242 99V97H239ZM9 98H7V100H8ZM51 99V98H50ZM64 99H66V98H63V100ZM80 99V98H79ZM97 99V98H96ZM154 99H155V97H154ZM204 99H205V97H204ZM204 99H202V100H204ZM211 99V100H212ZM252 99V98H251ZM256 99H257V97H256ZM1 100H4V98L3 99H1ZM0 100V101H1ZM24 100V99H23ZM31 100H33V99H31ZM40 99H38V101H39ZM54 100H56V98L54 99ZM201 100V99H200ZM201 100V101H202ZM217 100V99H216ZM236 100V99H235ZM240 100V99H239ZM253 100V99H252ZM5 101V100H4ZM28 101V100H27ZM51 101V100H50ZM53 101V100H52ZM51 101V102H52ZM57 101H59V100H57ZM66 101H67V99H66ZM66 101H65V103H66ZM161 101V100H160ZM182 101V100H181ZM198 101V100H197ZM206 101V100H205ZM242 101V100H241ZM8 102V101H7ZM29 102H31V101H29ZM45 102V101H44ZM48 102H49V100H48ZM217 102H219V100L217 101ZM221 102V101H220ZM237 102V101H236ZM238 102H240V101H238ZM246 102H247V100H246ZM250 102H252V101H250ZM19 103V102H18ZM25 103V102H24ZM23 103V104H24ZM39 103V102H38ZM54 103H56L57 104V102L55 101ZM68 103H70V102H68ZM87 103H89V102H87ZM132 103V102H131ZM159 103H161V102H159ZM195 103H197V102H195ZM213 103V102H212ZM223 103V102H222ZM255 103V102H254ZM1 104V103H0ZM8 104V103H7ZM41 104H42V102H41ZM51 104V103H50ZM56 104H55V106H56ZM116 104H117V102H116ZM178 104V103H177ZM183 104V103H182ZM188 104H190V103H188ZM199 104V103H198ZM197 104V105H198ZM203 104V103H202ZM215 104V103H214ZM29 105V104H28ZM30 105H31V103H30ZM35 105V104H34ZM38 105V104H37ZM60 105V104H59ZM80 105V104H79ZM94 105V104H93ZM151 105V104H150ZM196 105V104H195ZM208 105V104H207ZM230 105V104H229ZM232 105V104H231ZM252 105V104H251ZM6 106V105H5ZM4 106V107H5ZM8 106V105H7ZM48 106H49V104H48ZM52 106V105H51ZM62 106H64V105H62ZM70 106V105H69ZM126 107H127V105H125ZM188 106H190V105H188ZM199 106V105H198ZM214 106V105H213ZM226 106V105H225ZM26 107V106H25ZM45 107H46V105H45ZM50 107V106H49ZM108 107V106H107ZM119 107V106H118ZM152 107H154V106H152ZM210 107V106H209ZM218 107V106H217ZM217 107H216V109H217ZM219 107H221V106H219ZM2 108V105H1V107H0V109ZM9 109H10V107H8ZM23 108V107H22ZM41 108H42V106H41ZM40 108V109H41ZM225 108V107H224ZM7 109V108H6ZM24 109V108H23ZM23 109H22V112H23ZM37 109V108H36ZM56 109H58L57 107H56ZM60 109V108H59ZM62 109V108H61ZM60 109V110H61ZM116 109V108H115ZM193 109V108H192ZM203 109H204V105H203ZM210 109H211V107H210ZM223 109V108H222ZM228 109V108H227ZM33 110V109H32ZM39 110V109H38ZM45 110V109H44ZM63 110V109H62ZM65 110V109H64ZM63 110V111H64ZM67 110V109H66ZM73 109H70V111H72ZM79 110H81L80 108H79ZM220 110V109H219ZM226 110V108L224 109V111ZM255 110V109H254ZM27 111H28V108H27ZM37 111V110H36ZM42 111V110H41ZM56 111V110H55ZM190 111H191V109H190ZM192 111H194V110H192ZM204 111V110H203ZM215 111V110H214ZM217 111V110H216ZM223 111V112H224ZM246 111H248V109L246 110ZM2 112V111H1ZM4 112H5V110H4ZM4 112H2V113H4ZM13 112H14V110H13ZM25 112V111H24ZM31 112V111H30ZM35 112V111H34ZM38 112V111H37ZM58 112H60V111H58ZM74 112V111H73ZM108 112V111H107ZM164 112V111H163ZM199 113H200V111H198ZM219 112V111H218ZM221 112V111H220ZM19 113V112H18ZM38 113H40V111L38 112ZM64 113H65V111H64ZM85 113H86V111H85ZM137 113V112H136ZM169 113V112H168ZM205 113V112H204ZM214 113V112H213ZM225 113V112H224ZM229 113V112H228ZM250 113H252V111L250 112ZM20 114H22V113H20ZM27 114V113H26ZM35 114H36V112H35ZM125 114V113H124ZM180 114H182V112L180 113ZM195 114H196V112H195ZM198 114V113H197ZM216 114V113H215ZM257 114V113H256ZM255 114V115H256ZM263 114V113H262ZM1 116H2V114H0ZM54 115V114H53ZM58 115V114H57ZM91 115V114H90ZM101 115V114H100ZM99 115V118H101V116ZM103 115H105V113L103 114ZM187 115V114H186ZM199 115V114H198ZM200 115H201V113H200ZM232 115V114H231ZM237 115V114H236ZM235 115V116H236ZM239 115H240V113H239ZM260 115V114H259ZM15 116V115H14ZM34 116V115H33ZM32 116V117H33ZM36 116V115H35ZM202 116V115H201ZM208 116V115H207ZM224 116V115H223ZM222 116V119L223 118H225V117H223ZM235 116L233 117L234 119H235ZM264 116V115H263ZM25 117V116H24ZM27 117H29V116H27ZM190 117V116H189ZM189 117H187V118H189ZM221 117V116H220ZM35 118V117H34ZM54 118V117H53ZM196 118V117H195ZM199 118V117H198ZM214 118V117H213ZM226 118H227V116H226ZM225 118V119H226ZM231 118V117H230ZM237 118V117H236ZM243 118H244V116H243ZM59 119V118H58ZM214 119H216V117L214 118ZM220 119V118H219ZM259 119V118H258ZM18 120H19V118H18ZM25 120H27V119H25ZM44 120V119H43ZM66 120V119H65ZM192 120V119H191ZM196 120V119H195ZM217 120V119H216ZM221 120V119H220ZM224 120V119H223ZM240 120V119H239ZM4 121V120H3ZM21 121V120H20ZM44 121H46V120H44ZM49 121V120H48ZM60 121V120H59ZM92 121V120H91ZM100 121V120H99ZM173 121H174V119H173ZM180 121H181V117H180ZM197 122H198V120H196ZM217 121H219V120H217ZM216 121V122H217ZM230 121V120H229ZM261 121V120H260ZM5 122V121H4ZM11 122H13V121H11ZM16 122V121H15ZM33 122V121H32ZM36 122V121H35ZM43 122V121H42ZM50 122V121H49ZM187 123L189 122V121H186ZM191 122V121H190ZM214 122V121H213ZM224 122V121H223ZM223 122H222V120H221V122L220 123H222V125H223ZM235 120H234V124H235ZM242 122V121H241ZM263 121H261V123H262ZM38 123V122H37ZM100 123H102L101 121H100ZM118 123V122H117ZM185 123V122H184ZM187 123H185V127H186V124ZM225 123V122H224ZM238 123H239V121H238ZM0 124H2V123H0ZM12 124V123H11ZM20 124V123H19ZM22 124V123H21ZM35 124V123H34ZM50 124V123H49ZM49 124H48V126H49ZM53 124V123H52ZM192 124H193V126H195L194 125V123L192 122ZM207 124H209V123H207ZM210 124H212V122L210 123ZM217 124V123H216ZM226 124H228V123H226ZM225 124V125H226ZM25 125V124H24ZM28 125H30V123L28 124ZM221 125V126H222ZM237 125V124H236ZM261 125V124H260ZM3 126V125H2ZM7 126V125H6ZM21 126V125H20ZM51 126V125H50ZM211 126V125H210ZM210 126H209V128H210ZM216 126V125H215ZM238 126V125H237ZM9 127H10V125H9ZM14 127H16V126H14ZM55 127V126H54ZM88 127V126H87ZM105 127V126H104ZM199 127V126H198ZM206 127V126H205ZM204 127V128H205ZM213 127V126H212ZM240 127V126H239ZM1 128V127H0ZM4 128H6V127H4ZM42 128V127H41ZM53 128V127H52ZM56 128H57V126H56ZM67 128H69V127H67ZM72 128V127H71ZM189 128V127H188ZM196 128V127H195ZM209 128L207 129V130H209ZM214 128V127H213ZM219 128V127H218ZM9 129V128H8ZM13 129V128H12ZM18 129V128H17ZM16 129V130H17ZM74 129V128H73ZM174 129V128H173ZM186 129V128H185ZM193 129V128H192ZM200 129V128H199ZM221 129H224V128H221ZM245 129V128H244ZM133 130V129H132ZM233 130V129H232ZM259 130V129H258ZM264 130V129H263ZM8 131V130H7ZM10 131V130H9ZM39 131V130H38ZM62 131H64L63 129H62ZM66 131V130H65ZM68 131H69V129H68ZM86 131H89V130H87L86 129ZM99 131V130H98ZM134 131V130H133ZM174 131V130H173ZM191 131V130H190ZM2 133L4 132V131H1ZM51 132V131H50ZM49 132V133H50ZM194 132V131H193ZM204 132H206V130L204 131ZM204 132H203V134H204ZM223 132V131H222ZM228 132V131H227ZM246 132H248V131H246ZM251 132V131H250ZM253 132V131H252ZM25 133V132H24ZM52 133V132H51ZM105 133V132H104ZM172 133V132H171ZM191 133H192V131H191ZM198 133V132H197ZM196 132L194 133V134H197ZM213 133V132H212ZM237 133V132H236ZM263 133V132H262ZM13 134V133H12ZM68 134V133H67ZM78 134V133H77ZM80 134V133H79ZM85 134V133H84ZM87 134V133H86ZM100 134H102V133H100ZM130 133H128V135H129ZM194 134H193V136H194ZM214 134H216V133H214ZM221 134V133H220ZM220 134H219V136H220ZM224 134V133H223ZM227 134V133H226ZM248 134H250V133H248ZM2 135V134H1ZM69 135H71V134H69ZM104 135H106V133L104 134ZM189 135H191L190 133H189ZM208 135V137H210L211 136V134H210V136H209V134H207ZM229 135H231L230 133H229ZM236 135V134H235ZM242 135V134H241ZM246 135H247V133H246ZM15 136V135H14ZM63 136H66L65 134L63 135ZM203 136V135H202ZM250 136H251V134H250ZM23 137V136H22ZM72 137V136H71ZM76 137V136H75ZM84 137H86L87 138V136H85L84 135ZM95 137V136H94ZM116 137V136H115ZM184 137V136H183ZM187 137V136H186ZM190 137H192V135L190 136ZM218 137V136H217ZM216 137V138H217ZM221 137V136H220ZM220 137H218L217 139H219ZM238 137V136H237ZM262 137V136H261ZM104 138V137H103ZM108 137H106V139H107ZM121 138V137H120ZM213 138V137H212ZM246 138V137H245ZM260 138V137H259ZM13 139V138H12ZM21 139V138H20ZM19 139V140H20ZM73 139H75V138H73ZM83 139H85V138H83ZM93 139V138H92ZM188 139V138H187ZM208 139V138H207ZM216 139V140H217ZM222 139V138H221ZM243 140H244V138H242ZM248 139V138H247ZM251 139V138H250ZM264 139V138H263ZM262 139V140H263ZM8 140V138L6 139V142H8V141H10V138H9V140ZM65 140H67V139H65ZM76 140V139H75ZM102 140V139H101ZM100 140V141H101ZM186 140V139H185ZM184 140V141H185ZM193 140H194V137H193ZM214 140V139H213ZM223 140V139H222ZM224 140H225V143H227V144H231V143H235L236 142V137H232V136H227V137H224ZM246 140V139H245ZM245 140H244V142H245ZM41 141V140H40ZM71 141V140H70ZM170 141V140H169ZM178 141V140H177ZM212 141V140H211ZM22 142V141H21ZM20 142V143H21ZM32 142V141H31ZM67 142V141H66ZM175 142V141H174ZM208 142V141H207ZM214 142H215V140H214ZM220 142H221V140H220ZM239 142H241V140L239 141ZM264 142V141H263ZM16 143V142H15ZM19 143V144H20ZM36 143V142H35ZM42 143V142H41ZM88 143V142H87ZM101 143H103V141L101 142ZM222 143L224 144V141H222ZM250 143V142H249ZM17 144V143H16ZM98 145H99V143H97ZM175 144L177 145V142H175ZM211 144V143H210ZM219 144V143H218ZM223 144H221L222 145V148H223ZM242 144H247V142L246 143H242ZM251 144V143H250ZM258 144V143H257ZM34 145V144H33ZM153 145V144H152ZM181 145V144H180ZM204 145V144H203ZM207 145V144H206ZM244 145V146H245ZM259 145V144H258ZM10 146H11V144H10ZM21 146V145H20ZM19 146V147H20ZM35 146V145H34ZM76 146V145H75ZM85 146V148H84V152H90V151H93L95 148H96V146H90V144H85L84 145ZM168 146H170L169 144H168ZM177 146H179V145H177ZM184 146V145H183ZM208 146V145H207ZM39 147V146H38ZM52 147H53V145H52ZM51 147V148H52ZM166 147H167V145H166ZM174 147H176V146H174ZM180 147V146H179ZM193 147V146H192ZM239 147V146H238ZM255 147V146H254ZM257 147V146H256ZM50 148V147H49ZM54 148V147H53ZM163 148H165V146L163 147ZM172 148V147H171ZM203 148V147H202ZM210 148H213V147H211V145H210ZM221 148V147H220ZM29 149V148H28ZM27 149V150H28ZM37 149V148H36ZM54 149H56V148H54ZM75 149V148H74ZM79 149V148H78ZM99 149V148H98ZM180 149V148H179ZM188 149V148H187ZM214 149H217V148H214ZM264 149V148H263ZM262 149V150H263ZM26 150V149H25ZM38 150V149H37ZM72 150V149H71ZM133 150V149H132ZM142 150H143V148H142ZM180 150H182V147H181V149ZM209 150V149H208ZM211 150V149H210ZM239 150V149H238ZM259 150V149H258ZM261 150V149H260ZM56 151V150H55ZM99 151H100V149H99ZM183 151V150H182ZM217 151H219V150H217ZM252 151V150H251ZM264 151V150H263ZM35 152V151H34ZM49 152V151H48ZM72 152V151H71ZM79 152H80V150H79ZM82 152V151H81ZM80 152V153H81ZM103 152V151H102ZM126 151L124 150V148L123 147H120V148H117V149H115V155H117V156H119L120 154H124ZM139 152V151H138ZM189 152V151H188ZM29 153V152H28ZM51 153V152H50ZM57 153V152H56ZM134 153V152H133ZM183 153V152H182ZM181 153V154H182ZM190 153V152H189ZM222 153H224V152H222ZM239 153V152H238ZM19 154H21V153H19ZM18 154V155H19ZM31 154V153H30ZM37 154V153H36ZM102 154V153H101ZM104 154V153H103ZM169 154V153H168ZM180 154V153H179ZM186 154H187V152H186ZM214 154V153H213ZM217 154H218V152H217ZM240 154V153H239ZM255 154V153H254ZM253 154V155H254ZM1 155H2V153H1ZM39 155H40V153H39ZM65 155H66V153H65ZM78 155V154H77ZM82 155V158H83V153L81 154ZM144 155H146V153L144 154ZM172 155V154H171ZM189 154H187V156H188ZM195 155V154H194ZM222 155H224V154H222ZM252 155V156H253ZM4 156V155H3ZM20 156V155H19ZM29 156V155H28ZM51 156V155H50ZM59 156V155H58ZM97 156V155H96ZM136 156V155H135ZM134 156V157H135ZM183 156V155H182ZM187 156H184V157H187ZM192 156V155H191ZM202 156H203V154H202ZM213 156V155H212ZM219 156V155H218ZM217 156V157H218ZM225 156V155H224ZM232 156H233V154H232ZM243 156V155H242ZM26 157V156H25ZM80 157V156H79ZM133 157V158H134ZM149 157V156H148ZM147 156H143V155H138L137 156V158H139V162L141 163V165L142 166H144L145 168H148L150 165H151V160L148 158ZM220 157V156H219ZM222 157V156H221ZM245 158H246V156H244ZM256 157V156H255ZM260 157V156H259ZM3 158V157H2ZM30 158V157H29ZM29 158H28V160H29ZM42 158V157H41ZM51 158V157H50ZM112 158V157H111ZM136 158V159H137ZM169 158H170V155H169ZM175 158V157H174ZM188 158H190V156L188 157ZM205 158V157H204ZM203 158V159H204ZM212 158V157H211ZM214 158H215V156H214ZM5 159V158H4ZM77 159V158H76ZM97 159V158H96ZM106 159V158H105ZM202 159V158H201ZM213 159V158H212ZM216 159V158H215ZM221 159H223V157L221 158ZM254 159V158H253ZM256 159V158H255ZM15 160V159H14ZM52 160V159H51ZM113 160V159H112ZM134 160V159H133ZM166 160H168V159H166ZM165 160V161H166ZM179 160V159H178ZM209 160V159H208ZM228 160V159H227ZM237 160V159H236ZM235 160V161H236ZM261 160V159H260ZM1 161V160H0ZM20 161V160H19ZM45 161H46V159H45ZM49 161V160H48ZM59 161H60V159H59ZM180 161V160H179ZM191 161H192V159H191ZM204 161V160H203ZM206 161V160H205ZM209 161H211V159L209 160ZM208 161V162H209ZM218 161V160H217ZM222 161V160H221ZM226 161V160H225ZM253 161V160H252ZM256 161H257V159H256ZM32 162V161H31ZM30 162V163H31ZM63 162V161H62ZM71 162V161H70ZM112 162V161H111ZM110 162V163H111ZM48 163V162H47ZM47 163H45V164H47ZM57 163H59V162H57ZM66 163V162H65ZM103 163H106V162H103ZM109 163V162H108ZM107 163V164H108ZM114 163H115V161H114ZM207 163V162H206ZM206 163H205V165H206ZM227 163V162H226ZM231 163V162H230ZM258 163V162H257ZM261 163V162H260ZM34 164H35V162H34ZM34 164H33V166H34ZM51 164H53V162L51 161ZM55 164V163H54ZM60 165H61V163H59ZM116 164V163H115ZM179 164V163H178ZM197 164V163H196ZM199 164V163H198ZM219 164H220V162H219ZM218 164V165H219ZM223 164V163H222ZM17 165V164H16ZM57 165V164H56ZM88 165V164H87ZM103 165V164H102ZM200 165H201V163H200ZM224 165V164H223ZM222 165V166H223ZM18 166V165H17ZM31 166H32V164H31ZM32 166V167H33ZM39 166V165H38ZM107 166V165H106ZM121 166V165H120ZM119 166V168H121ZM172 166V165H171ZM179 166V165H178ZM188 166V165H187ZM186 166V167H187ZM221 165H220V167H222ZM225 166V165H224ZM228 166V165H227ZM227 166H225V167H227ZM25 168H26V166H24ZM104 167H105V165H104ZM112 167V166H111ZM214 167V166H213ZM216 167V166H215ZM219 167V168H220ZM230 167V166H229ZM236 167V166H235ZM72 168H74V167H72ZM189 168V167H188ZM230 168H232V167H230ZM257 168V167H256ZM17 169V168H16ZM111 169V168H110ZM199 169V168H198ZM202 169V168H201ZM216 169V168H215ZM223 169V168H222ZM226 169V168H225ZM229 169V168H228ZM227 169V170H228ZM39 170V169H38ZM69 170V168L67 169V171ZM73 170V169H72ZM149 170H151V169H149ZM186 170V169H185ZM188 170V169H187ZM186 170V171H187ZM208 170V169H207ZM230 170H233V168L232 169H230ZM236 170H237V168H236ZM262 170H263V168H262ZM20 171V170H19ZM66 171V170H65ZM201 171V170H200ZM200 171H198L199 172V174L201 175V173H203V172H200ZM203 171V170H202ZM249 171V170H248ZM1 172H2V170H1ZM33 172H34V170H33ZM39 172H41V171H39ZM118 172V171H117ZM208 172V171H207ZM224 173L226 172V171H223ZM36 173H38V172H36ZM44 173H45V171H44ZM63 173H65L64 172V170H63ZM119 173V172H118ZM211 173V172H210ZM221 173V172H220ZM230 173V172H229ZM232 173H234V172H232ZM250 173V172H249ZM259 173V172H258ZM2 174H4V173H2ZM34 174V173H33ZM46 174V173H45ZM50 174V173H49ZM62 174V173H61ZM79 174H81V173H79ZM122 174V173H121ZM152 174H153V172H152ZM193 174V173H192ZM196 174V173H195ZM198 174V175H199ZM215 174V173H214ZM227 174V173H226ZM235 174H237V173H235ZM252 174V173H251ZM257 174V173H256ZM255 174V175H256ZM25 175H27V174H25ZM36 175H38V174H36ZM54 175V174H53ZM62 175H64V174H62ZM203 175H204V173H203ZM225 175V174H224ZM232 175V174H231ZM6 176V175H5ZM24 176V175H23ZM23 176H20V178L21 177H23ZM31 176V175H30ZM50 176V175H49ZM154 176V175H153ZM172 176H174V174L172 175ZM192 176V175H191ZM194 176V175H193ZM211 176V175H210ZM216 176H219V175H216ZM226 176V175H225ZM9 177V176H8ZM32 177H34L33 175H32ZM46 177V176H45ZM147 177V176H146ZM181 177V176H180ZM200 177V176H199ZM223 177V176H222ZM228 177V176H227ZM255 177V176H254ZM257 177V176H256ZM17 178V177H16ZM15 178V179H16ZM27 178V177H26ZM35 178V177H34ZM161 178H163V177H161ZM202 178H205V177H202ZM208 178H209V176H208ZM221 178V177H220ZM230 178V177H229ZM245 178V177H244ZM29 179H30V177H29ZM33 179V178H32ZM154 179V178H153ZM156 179V178H155ZM216 180H218L217 179V177L215 178ZM243 179V178H242ZM252 179V178H251ZM259 179V178H258ZM78 180V179H77ZM145 180V179H144ZM152 180V179H151ZM177 180H178V178H177ZM181 180V179H180ZM228 180V179H227ZM238 181H239V179H237ZM12 181H13V179H12ZM117 181V180H116ZM120 181H122L121 179H120ZM153 181V180H152ZM158 181V183H159V179L157 180ZM188 181H190V180H188ZM206 181V180H205ZM208 181V180H207ZM213 181V180H212ZM230 181V180H229ZM246 181V180H245ZM256 181V180H255ZM258 181V180H257ZM22 182V181H21ZM151 182V181H150ZM210 182V181H209ZM12 183V182H11ZM14 183V182H13ZM42 183V182H41ZM113 183V182H112ZM122 183V182H121ZM156 185H157V182H154ZM161 183V182H160ZM176 183H177V181H176ZM175 183V184H176ZM190 183V182H189ZM188 183V184H189ZM200 183V182H199ZM204 183V182H203ZM246 183H248V180H247V182ZM47 184H48V182H47ZM50 184V183H49ZM141 184H143V182L141 183ZM146 184H148V183H146ZM150 184V183H149ZM148 184V185H149ZM201 184V183H200ZM207 184V183H206ZM212 184V183H211ZM252 184V183H251ZM11 185V184H10ZM41 185V184H40ZM56 185V184H55ZM60 185V184H59ZM202 185V184H201ZM200 185V186H201ZM208 185L209 186H211L209 183H208ZM208 185H205L207 188H208ZM242 185V184H241ZM247 185V184H246ZM32 186V185H31ZM39 185H37V187H38ZM51 186V185H50ZM49 186V187H50ZM54 186V185H53ZM63 186V185H62ZM166 186V185H165ZM168 186V185H167ZM253 186V185H252ZM5 187V186H4ZM36 187V188H37ZM125 187V186H124ZM145 187V186H144ZM202 187V186H201ZM217 187V186H216ZM243 187H245V185L243 186ZM44 188H46V187H44ZM62 188V187H61ZM80 188V187H79ZM121 188H123V187H121ZM120 188V189H121ZM130 188V187H129ZM141 188H142V185H141ZM153 188V187H152ZM159 188V187H158ZM161 188V187H160ZM159 188V189H160ZM167 188H169V187H167ZM187 188V187H186ZM190 188V187H189ZM193 188V187H192ZM211 188V187H210ZM219 188H221V187H219ZM248 188H249V186H248ZM247 188V191H250L249 189ZM253 188V187H252ZM53 189V188H52ZM119 189V190H120ZM131 189V188H130ZM140 189V188H139ZM139 189H138V191H139ZM143 189V188H142ZM145 189V188H144ZM143 189V190H144ZM182 189V188H181ZM184 189V188H183ZM182 189V190H183ZM255 189V188H254ZM38 190V189H37ZM155 190V189H154ZM165 190V189H164ZM195 190V189H194ZM221 190V189H220ZM235 190H237V188L235 189ZM253 190V189H252ZM252 190H251V192H252ZM256 190V189H255ZM257 190H259V189H257ZM24 191V190H23ZM22 191V192H23ZM32 191H34V192H36V193H39L40 191H35V190H32ZM32 191H30V193L32 192ZM67 191H68V189H67ZM93 191V190H92ZM121 191H122V189H121ZM120 191V192H121ZM156 191V190H155ZM154 191V192H155ZM158 191V190H157ZM160 191H162V189L160 190ZM185 191V190H184ZM191 191V190H190ZM213 191V190H212ZM219 191V190H218ZM223 191V190H222ZM222 191L220 192V193H222ZM232 191V190H231ZM246 191V194L248 193ZM29 192V191H28ZM27 192V193H28ZM72 192V191H71ZM146 192H149V191H146ZM194 192V191H193ZM210 192H211V190H210ZM216 192V191H215ZM214 192V193H215ZM240 192V191H239ZM243 192V191H242ZM26 193V194H27ZM58 192H56V194H57ZM95 193V192H94ZM119 193V192H118ZM174 193V192H173ZM234 193V192H233ZM232 193V194H233ZM241 193V192H240ZM239 193V194H240ZM49 194V193H48ZM92 194H93V192H92ZM96 194V193H95ZM177 194V193H176ZM198 194H200V193H198ZM223 194H224V192H223ZM251 194V193H250ZM250 194H247V195H250ZM33 195H35V193L33 194ZM38 195V194H37ZM69 195V194H68ZM84 195V194H83ZM99 195H101V194H99ZM143 195H144V193H143ZM146 195H148V193L146 194ZM166 195H167V193H166ZM204 195H205V193H204ZM208 195V194H207ZM206 195V196H207ZM210 195V194H209ZM213 195V194H212ZM216 195V194H215ZM215 195H214V197H215ZM222 195V194H221ZM221 195H219V196H221ZM228 195H230V194H228ZM234 195V194H233ZM256 195V194H255ZM261 195H263V194H261ZM31 196V195H30ZM46 196H47V194H46ZM57 196V195H56ZM56 196H55V198H56ZM86 196V195H85ZM91 196V195H90ZM95 196V195H94ZM128 196V195H127ZM193 196H195V195H193ZM203 196V195H202ZM243 196V195H242ZM241 196V197H242ZM253 196V195H252ZM2 197V196H1ZM32 197V196H31ZM34 197V196H33ZM32 197V198H33ZM92 198H93V196H91ZM143 197V196H142ZM190 197V196H189ZM205 197V196H204ZM232 197V196H231ZM240 197V196H239ZM246 197V196H245ZM248 197V196H247ZM249 197H251V196H249ZM30 198V197H29ZM35 198H37V197H35ZM86 198V197H85ZM150 198V197H149ZM206 198V197H205ZM238 198V197H237ZM262 198V197H261ZM39 199V198H38ZM96 199V198H95ZM193 199V198H192ZM219 199V198H218ZM220 199H222V198H220ZM233 199V198H232ZM245 199H247V198H245ZM253 199H254V197H253ZM258 200H261V199H259V198H257ZM54 200V199H53ZM76 200V199H75ZM156 200V199H155ZM196 200V199H195ZM206 200V199H205ZM239 200V199H238ZM0 201H2V200H0ZM12 201V200H11ZM31 201H33L32 199H31ZM55 201V200H54ZM147 201V200H146ZM236 201V200H235ZM241 201V200H240ZM247 201V200H246ZM257 201V200H256ZM264 201V200H263ZM34 202V201H33ZM60 202V201H59ZM69 202V201H68ZM158 202V201H157ZM194 202V201H193ZM231 202V201H230ZM251 202V201H250ZM258 202H260V201H258ZM258 202H255V203H258ZM10 203V202H9ZM57 202H55V203H52L49 207H48V209H47V224L46 225H44L42 228H39V229H37V228H35V227H33L32 229L30 228L29 230L27 229V231L25 230L24 232L25 233H20V234H13V233H5L4 232V230L3 229H0V245L2 246V254H10L11 256L9 257V262H8V264H166V262H167V255H166V252L163 250V248H161L160 246H159V242H161L160 240H170V239H173V238H177V239H179L178 238V236H177V234H176V232H175V230H174V225H175V219H176V215L174 214V215H170V216H167L166 215V213H165V211L166 210H164L163 208H162V206L159 204V203H156V202H153V203H151V205L148 207V211L142 216V215H139V214H136V212L134 211V208L133 207H131V209H129V206L127 205L128 204V201L124 198V199H122V201L120 202V205H122V206H120V210H119V213L118 214H116V215H114V214H112L111 216H104V215H101V216H98V217H96L95 216V218H93V224H92V227H93V229L92 230H90L89 232L86 230V226L84 225V222H83V218H80V222L78 221V218L76 219V218H74V215H71V211L70 210H67L66 208H62L60 205V203H59V205L58 204H56ZM77 203V202H76ZM131 203V201H129V204ZM241 203H244V202H241ZM245 203H247V202H245ZM244 203V204H245ZM264 203V202H263ZM2 204V203H1ZM6 204V203H5ZM25 204V203H24ZM43 204V203H42ZM81 205H82V203H80ZM193 204V203H192ZM207 204V203H206ZM227 204V203H226ZM236 204V203H235ZM235 204H234V202H233V206H235ZM243 204V205H244ZM261 204V203H260ZM46 205V204H45ZM77 205H79L78 203H77ZM80 205V207L81 208H84V207H82ZM137 205V204H136ZM145 205V204H144ZM193 205H195V204H193ZM242 205V204H241ZM264 205V204H263ZM262 205V206H263ZM2 206V205H1ZM44 206V205H43ZM86 206V205H85ZM168 207L170 206V204H168L167 205ZM187 206V205H186ZM189 207H191L190 205H188ZM187 206V208L188 209H185L182 213H181V217L185 220V223H187V225H188V230L190 231V233H191V239L193 240V242L196 244V245H198V246H203L204 244H205V240H206V233L205 234H203V233H198L199 232V230L201 231V229H203V231H205L206 230V228H210L211 229V226H214L215 224H218V223H220V222H222V220L220 219V218H218L217 216H214L213 218L212 217H209V215L207 214V212L204 210V209H202V208H200V207H198V206H194L193 208H189ZM204 206H205V204H204ZM229 206V205H228ZM237 206V205H236ZM235 206V207H236ZM251 206H253V205H251ZM256 206H257V204H256ZM32 206H28V208H31ZM79 207V208H80ZM209 207V206H208ZM221 207H222V205H221ZM240 207V206H239ZM246 207H248V206H246ZM20 208V207H19ZM117 208H118V205H117ZM117 208L115 209L114 208V210H116V211H118L117 210ZM166 208V207H165ZM186 208V207H185ZM217 208V207H216ZM215 208V209H216ZM219 208V207H218ZM229 208V207H228ZM251 208V207H250ZM249 208V209H250ZM36 209V208H35ZM167 209V208H166ZM179 209H181V208H179ZM221 209V208H220ZM237 209V208H236ZM235 209V210H236ZM255 209H258L257 207L255 208ZM21 210V209H20ZM113 210V211H114ZM183 210V209H182ZM242 210V209H241ZM246 210V209H245ZM251 210V209H250ZM249 210V211H250ZM12 211V210H11ZM14 211V210H13ZM12 211V212H13ZM79 211V210H78ZM170 211V210H169ZM174 211V210H173ZM177 211H178V209H177ZM210 211H211V207H210ZM213 211V210H212ZM232 211V210H231ZM231 211H230V215H231ZM238 211V210H237ZM246 211H248V210H246ZM253 211V210H252ZM259 211H261V209L259 210ZM258 211V212H259ZM7 212H9V211H7ZM80 212V211H79ZM88 212V211H87ZM86 212V213H87ZM229 212V211H228ZM245 212V211H244ZM262 212H263V210H262ZM262 212H261V214H262ZM81 213H82V211H81ZM173 213V212H172ZM222 213V212H221ZM220 213V214H221ZM239 213V212H238ZM237 213V214H238ZM80 214V213H79ZM234 214H236V212L234 213ZM234 214H232L233 216H234ZM241 214V213H240ZM247 214V213H246ZM254 214V213H253ZM34 215V214H33ZM83 216H84V214H82ZM222 215H225L224 213L222 214ZM242 215V214H241ZM256 215V214H255ZM257 215H258V213H257ZM256 215V216H257ZM19 216V215H18ZM44 216V215H43ZM139 216L140 217H142V218H139ZM259 216V215H258ZM257 216V217H258ZM6 217V216H5ZM41 217H42V215H41ZM41 217H40V219H41ZM80 217H81V215H80ZM85 217V216H84ZM90 217V216H89ZM175 217V218H174ZM179 217H180V215H179ZM179 217H177L178 219H179ZM239 217V216H238ZM241 217V216H240ZM249 217H251V216H249ZM145 218L147 219V220H145ZM235 219H236V217H234ZM5 219V218H4ZM3 219V220H4ZM86 219H87V217H86ZM223 219H224V216H223ZM252 219H253V216H252ZM88 220V219H87ZM253 220H255V219H253ZM264 220V219H263ZM262 220V221H263ZM29 221V220H28ZM28 221H26V222H28ZM32 221V220H31ZM35 221V220H34ZM77 221L79 222V223H81L80 225L77 223ZM89 221V220H88ZM229 221H231V220H229ZM248 221V220H247ZM0 222H2V221H0ZM38 222V221H37ZM36 222V223H37ZM41 223H42V221H40ZM173 222H174V224H173ZM235 222V221H234ZM242 222V221H241ZM250 222H252V221H250ZM249 222V223H250ZM39 223V222H38ZM183 223V222H182ZM231 224V223H230ZM245 224V223H244ZM26 225H29V224H26ZM26 225H25V227H26ZM39 225V224H38ZM41 225V224H40ZM39 225V226H40ZM233 225V224H232ZM232 225H230L231 227H232ZM250 225H252V224H250ZM20 226V225H19ZM33 226H34V224H33ZM222 226V225H221ZM31 227H32V224H31ZM215 227V226H214ZM218 227V226H217ZM250 227V226H249ZM248 227V228H249ZM0 228H3V226H0ZM238 228H240V225H239V227ZM238 228L237 229H235V227H234V229L235 230H238ZM244 228V227H243ZM247 228V229H248ZM256 227L254 226V229H255ZM26 229V228H25ZM213 229V228H212ZM246 229V228H245ZM247 229H246V231H247ZM257 229H258V227H257ZM260 229V228H259ZM24 230V229H23ZM23 230H22V232H23ZM186 230V229H185ZM185 230H183V231H185ZM209 230V229H208ZM220 230V229H219ZM223 230V229H222ZM229 230V229H228ZM181 231H182V229H181ZM217 231V230H216ZM219 232V231H218ZM221 232V231H220ZM238 232H240L239 230H238ZM248 232V231H247ZM3 233H5V234H3ZM185 233V232H184ZM189 232H188V235L190 234ZM214 233V232H213ZM212 233V234H213ZM217 233V232H216ZM225 233V232H224ZM181 234V233H180ZM187 234V233H186ZM215 234V233H214ZM240 234V233H239ZM256 234V233H255ZM222 235V234H221ZM229 235H230V233H229ZM241 235V234H240ZM231 236V235H230ZM237 236V235H236ZM235 236V237H236ZM246 236V235H245ZM180 237V236H179ZM220 237V236H219ZM225 237V236H224ZM234 237V238H235ZM252 237V236H251ZM250 237V238H251ZM260 237V236H259ZM77 238H78V240H77ZM189 238V237H188ZM231 238H233V237H231ZM248 238V237H247ZM253 238V237H252ZM217 239V238H216ZM229 239V238H228ZM260 239H261V237H260ZM221 240V239H220ZM233 240V239H232ZM237 240V239H236ZM239 240V239H238ZM250 240V239H249ZM263 240H264V238H263ZM172 242L174 241V240H171ZM170 241V242H171ZM187 241V240H186ZM185 241V242H186ZM208 241V240H207ZM218 241V240H217ZM254 241V240H253ZM261 240H259V242H260ZM74 243L75 242V246H74V248L71 250V251H68V249H67V247H66V245L67 246H69V244L70 243ZM222 242V241H221ZM262 242V241H261ZM71 243V244H72ZM163 243V242H162ZM193 243V244H194ZM258 243V242H257ZM169 244H171V243H169ZM175 244V243H174ZM209 244L211 245V243L209 242ZM216 244V243H215ZM239 244V243H238ZM248 244V243H247ZM219 245H220V241H219ZM227 245V244H226ZM235 246V245H234ZM233 246V247H234ZM248 246H250L249 244H248ZM261 246V245H260ZM259 246V247H260ZM230 247V246H229ZM237 247V246H236ZM208 248V247H207ZM219 248H221L220 246H219ZM223 248H225V247H223ZM223 248H221L222 249V251H223ZM238 248V247H237ZM237 248H235V250L237 249ZM262 248H264L263 246H262ZM165 249V248H164ZM184 249V248H183ZM214 249H216L215 247H214ZM220 249V250H221ZM226 249V248H225ZM259 249V248H258ZM52 250H54L55 251V255H53V254H51V252H52ZM188 250V249H187ZM196 250V249H195ZM207 250H209V249H207ZM217 250H218V247H217ZM220 250L218 251V252H220ZM227 250V249H226ZM250 250V249H249ZM211 251H214L213 250V248L211 249ZM225 251V250H224ZM254 251V250H253ZM185 252V251H184ZM218 252H216V253H218ZM234 252V251H233ZM237 252V251H236ZM239 252V251H238ZM250 252H252V251H250ZM212 253L213 252H209V254L211 255H209L211 258H212ZM215 253V252H214ZM228 253V252H227ZM226 253V254H227ZM257 253V252H256ZM262 253L264 254V252L262 251ZM262 253H261V255H262ZM205 254V253H204ZM221 254H223V252L221 253ZM259 254V253H258ZM176 255H178V256H176V257H174L173 258V262L175 263V264H195V263H193V262H191L190 260H189V257H187L188 255H187V253H183L182 251H180V253H178V254H176ZM216 255H219V253L218 254H216ZM229 255V254H228ZM233 255V254H232ZM215 257H217V256H215ZM222 257V256H221ZM220 257V258H221ZM226 257H228V256H226ZM244 257V256H243ZM246 257H248V256H246ZM193 258V257H192ZM205 258V257H204ZM210 258V259H211ZM218 258V257H217ZM222 258H225L224 256L222 257ZM230 258V257H229ZM199 259H202V258H199ZM198 259V260H199ZM213 259H214V257H213ZM245 258H243V260H244ZM206 260V259H205ZM218 260V259H217ZM176 261V262H175ZM219 261V260H218ZM226 261V260H225ZM224 261V262H225ZM202 262V261H201ZM242 262V261H241ZM247 262V261H246ZM254 262V261H253ZM256 262H257V260H256ZM255 262V263H256ZM208 263V262H207ZM212 263V262H211ZM255 263H253V264H255ZM263 263V262H262ZM173 264V263H172ZM202 264V263H201ZM214 264V263H213ZM230 264H232V263H230ZM243 264H245V263H243ZM247 264V263H246ZM260 264H261V262H260Z\"/></svg>","mask_w":264,"mask_h":264}]
</instances>
